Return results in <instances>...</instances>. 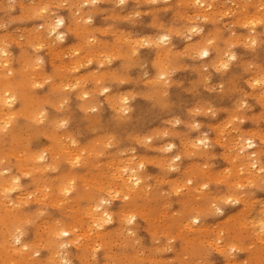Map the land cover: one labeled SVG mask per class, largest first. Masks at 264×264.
<instances>
[{
  "label": "rangeland",
  "instance_id": "1",
  "mask_svg": "<svg viewBox=\"0 0 264 264\" xmlns=\"http://www.w3.org/2000/svg\"><path fill=\"white\" fill-rule=\"evenodd\" d=\"M34 1H36V2H34ZM39 1H40V3L42 1H44V2L46 1L49 4H51V2L52 3L54 2L55 4L56 3L59 4L60 3L59 1H61L60 4H62V5L68 4L67 7L54 8L55 10L51 9L49 12V15H52L53 13H55V14H58V16L60 18L65 19L66 26H64V31L67 33V35L65 36L64 41L53 43V42H50V40L44 38L45 37L44 31L41 30V28L40 29L37 28V27H40L39 21L29 17L28 13L30 12V10H32L33 6L38 5L37 2H39ZM39 1H37V0H12V2L16 5V7L9 9L8 5H9L10 0H0V24L6 25V27L0 28V35L6 33L5 36H7V37L9 36L8 39H7V37L5 38L4 35L0 36V38H2V39H0L1 43L3 40V43H2V45H0V47H2L4 50H6L7 53L9 54V55H7L8 57L6 56L8 59L7 58L5 59L4 56H0V58H1L0 59L1 60L0 61V74L2 72H6V70L9 68H11L13 71L12 74L8 73V72H6V74L2 73L0 75V82H2V84H5L6 78L11 79L13 89L10 93V97L11 98L13 97V101H14V103L10 106L11 109L10 108L6 109V115L0 116V123H1L0 126L2 129L5 130V131L4 130L0 131V161H3V163H0V170L2 169V171H5L4 169L12 168V169H10V176L12 177L14 175L13 177H15V176L19 175L20 180H21L20 188H18L15 192L9 193V199L5 200L3 197H0V264H19V263L20 264H39V263L40 264H47V263L48 264L49 263L50 264H56V262L59 259L57 253L60 251L63 252L64 257L67 258L71 262V264H106V263L107 264H145V263L146 264H176V263L177 264H191L192 261H198L200 259L201 255H202V250L204 248H206V246H208V245H212L213 248L216 249L215 251H213L212 255L210 257H208V259L211 261V264H224L225 257L221 253L224 251V248L228 247L230 242H235L237 244V247H238V250L232 254L233 264H244L245 261H248V264H261V261L264 260V243H262L260 241L258 236L254 235L253 232L249 231L250 226H251L250 225L251 220L247 219V218L253 217V216L255 217L256 215L259 214L258 209L256 208V205L260 201H264V191H261L259 189V187L253 188L251 185H248L249 179L254 181L253 183H256L259 180V174H258V170H257L256 176L250 175V170L248 171L249 168H246L247 167V156H245L243 153H240V155L243 154V157H242V155H241V157H239L240 156L239 151L237 152L238 144L242 142L240 139L238 140L237 138H239L241 136L251 137L253 135V133L256 135V137L258 136V134H260L259 136H261V128H259L261 125V121L259 119H256L254 121L252 119V117L258 118L260 115V112L264 111V108H262L261 105L259 104L258 98L252 97L251 93L253 92V90L248 87L247 78H250V76H254L257 73H259L261 70V65H264V58H263L264 57V29H263L264 23L257 22L254 24L256 26L249 24V26H247V27L245 25L250 22L248 16H250V18H254L252 16H258L257 21H260L259 18L261 20L264 19V16H263L264 11H263V15H261L262 10H264V6L261 5V2L264 3V0H262V1L260 0V2H259V0H255V1L254 0L253 1L252 0H247V1L246 0L245 1L240 0L242 2H239V0H235V1H233V0H223V1L222 0H216V2L214 1V7L212 10L206 9L204 11L202 9L195 8V4L192 3L193 0H190V1L189 0H158V4L160 5V7L150 6L148 4L149 1H147V0H133V1L132 0H127V1L125 0L126 2L123 6H119V4L117 3L118 0H113L114 2L112 0H98L99 5L102 9L99 7L95 11L92 12L93 14L91 13V17H92L91 24H85L84 23V20H86L88 17H87V15H85L83 13V10L77 9V11H81V13L83 15V20H80L81 18L79 16L77 17L75 15V12H73L74 10H73V8H71V5L69 6V4H72V3L73 4L81 3V1H79V0H77V1L76 0H63V1L62 0H59V1L58 0H48V1L47 0H42V1L39 0ZM202 1H203V3H201V4H207L209 2V0H207V1L202 0ZM20 2H22V3L20 4ZM31 2L32 3L34 2V3L32 4ZM221 2H223V4ZM238 2L240 4H238ZM40 3H39V5H40ZM186 3H188V4H186ZM231 3L233 6L232 8H231ZM243 3H245V4H243ZM26 4L28 5V7H25V6H27ZM42 4H43V2H42ZM145 4H147V5H145ZM237 4L239 7L237 6ZM241 4H243L245 6H242ZM246 4H247V6H246ZM21 5H24V6L21 8ZM29 5H31V7ZM222 5H225V6H222ZM147 6H149V8ZM217 6L220 8V10ZM227 6H230V7L227 8ZM259 6H262V7H259ZM224 7L227 9H230V10L233 9V11H235V12L231 11V13H230L229 10L226 9L227 13L229 12L228 13L229 15H227ZM240 7L241 8L244 7L243 8L244 10L242 9L243 10L242 11L240 9ZM192 8H193V10H192ZM68 9H70V10H68ZM143 9H145V10H143ZM238 9H239V12L236 11ZM195 10H196V12L199 11L200 14H202L206 11L204 14V18L202 15L194 12ZM240 10H241V12H240ZM124 11H126V13ZM136 11L140 12V15H141V16L139 15L140 17L133 15ZM210 11H212V12H210ZM104 12L107 14H105ZM132 12H133V14H132ZM208 12H209V15H208ZM222 12H224V16L222 15ZM12 13L16 14L15 19L17 21L12 18ZM21 13H23L24 16L21 15ZM73 13H74V16H73ZM142 13H143V15H142ZM189 13H190V15H189ZM206 13H207V15H206ZM18 14H20V15H18ZM127 14H129V15H127ZM245 14L247 15V16H244V17H247L246 21H249L246 24H245L246 21L242 20V19H245L243 17V15H245ZM122 15H123V17H122ZM195 15H197V16H195ZM109 16H110V18H109ZM126 16L132 17L131 21H129V19H127ZM205 16H206V18H205ZM196 17H199V24L201 27H203L204 29L208 28L207 30H205V33H204L205 36H207L209 33H212L214 35L218 33L219 36L222 37V39L218 42L221 50H224L228 47H231L233 53L237 56V61H234L232 63V65H230V68L227 72L218 73L215 71L214 68H209L210 79H211L210 83H211V85L213 83L212 87H213V89H215V91H209L206 87L203 86L201 72H202L203 67L205 65L203 64V62L201 60L192 58L195 55L194 49L191 50V48H190V50L192 52L194 51L193 53L190 52L189 54L183 55V56L178 55V54L184 52V50H185L184 48L186 46H187L186 48L189 47V41L183 39L180 36H176L175 33H172L171 38H170V42L167 45H161L159 47L153 46V45H156V44H154L155 39L163 31V29L160 27V25H163L165 28L180 27L184 24L191 22V20L193 18H196ZM241 17H243V18H241ZM77 18H79V19H77ZM201 18H202V20H201ZM236 18H239V19H236ZM77 20H80V21L76 22ZM154 20L156 22V26H153ZM250 20L255 21L256 19H250ZM18 21L21 23H19ZM148 21H150V22H148ZM240 21H242V22L244 21V22L242 23ZM225 22H228V23H225ZM236 22H238V23H236ZM38 24H39V26H38ZM221 24L222 25L224 24V26H222ZM238 24H240V25H238ZM243 24H245L244 25L245 27H243ZM35 25H37L36 26L37 30L34 29ZM16 26L19 29H17ZM70 26H71V28L73 26V28H72V30L68 31ZM87 26H88V28H87ZM106 26L109 29L106 28ZM29 27L32 28L31 29L32 34L28 33V32H30L28 30ZM13 28H15V29H13ZM103 28L109 30V34H108V31H98L99 29H103ZM91 29H92V31H91ZM26 30H28V31H26ZM84 30H86V31H84ZM250 30H252V32ZM8 31H10V32H8ZM21 31L22 32L24 31L23 33H26V34H22ZM37 31H39V32H37ZM113 31H115L116 34ZM120 31H122V32H120ZM103 32H105L107 34H105ZM110 32H113L114 34H112V36H111ZM127 32H129V34H127ZM231 32H232V34H230ZM150 33H153V34H150ZM74 34H76V35H74ZM136 34L138 36L140 34L139 39H138V36H136ZM229 34L231 35V37ZM241 34H243L242 37H241ZM142 35H143V37H146V38H142ZM145 35H150V38L148 36H145ZM246 35H247V37H246ZM27 36L29 38H27ZM32 36L33 37L36 36V37L33 39ZM107 36H109V37H107ZM120 36H123L124 39H123V37H120ZM133 36L135 38H133ZM152 36H154V37L152 38ZM3 37L5 38V40L3 39ZM15 37L16 38L18 37L19 39H15ZM31 37L33 40L31 39ZM42 37L44 39H42ZM119 37H120L121 41H120ZM125 37H127V38H125ZM228 37H229V40L234 37L231 40L232 43H230L231 41L229 42ZM37 38H39V40H36ZM40 38L45 41V44H43L44 41H41ZM103 38H105V39H103ZM151 38H152V40H151ZM195 38L196 37H193V39H195ZM245 38H251V39H250V41H248L249 39L245 40ZM88 39H90L93 42H90ZM125 39H126V41H125ZM16 40H18L20 47H19L18 43H17L18 45L16 44ZM35 40L37 42H35ZM114 40L119 41V42H116V41L114 42ZM143 40H145V41H143ZM147 40H149V41H147ZM225 40H227V44L224 43ZM233 40L236 42H233ZM242 40L244 41V43ZM253 40H255V42H256L254 46L251 44V41H253ZM20 41L22 43H20ZM23 41H25V42H23ZM39 41H41L42 43ZM48 41H49V43H48ZM87 41L89 43H87ZM138 41L144 42V45L141 46V44L137 43ZM72 42H73V44H72ZM122 42H125V43H122ZM37 43L39 45L43 44V45H45V46L47 45V46L46 47L45 46L39 47V45ZM145 43L146 44L148 43L147 44L148 47H146L147 45ZM32 44H34V45L36 44L37 46H35V47H38V48H35ZM242 44H243V46H242ZM26 45H27V47H26ZM40 48H42V49L37 52V50ZM76 48H78V49H76ZM51 49H52V51H51ZM65 49L69 50L68 53ZM169 49H171V50H169ZM54 50H55V52H54ZM63 50L66 51V52L64 51L66 54L62 52ZM73 50H75L74 52H76V55L73 52ZM136 50H137L136 53H138V54H136L134 52ZM177 50H178V52H177ZM257 50H259V51L257 52ZM57 51H59V52H57ZM98 51L101 53H99ZM166 51H169V52H166ZM24 52L27 54H25ZM60 52H62V53H60ZM95 52L96 53L98 52V53L96 54ZM159 52H162V53H160V55H159ZM164 52H165V54H164ZM114 53H116V54H114ZM214 53H215V50L213 52V58L215 57ZM14 54H15L16 58L14 57ZM56 54H58L59 56H60V54H62L61 55L62 60H61V57H59ZM63 54H65V55H63ZM87 54H89L90 59L87 57L88 56ZM100 54H102V55L100 56ZM107 54L108 55L110 54V55L108 56ZM190 54H192V55H190ZM67 55L69 58L67 57ZM164 55H165V57H164ZM9 56H11V57H9ZM38 56L42 60L43 64L40 63L39 67L37 68V65H36L37 63L34 62V60L36 61V58ZM52 56L54 57V60H53ZM99 56H100V58H98ZM63 57H65V58H63ZM84 57L91 60L92 63L91 64L86 63L88 60L86 59V62H85ZM157 57L159 58V60ZM18 58L21 60H17ZM28 58H29V60H27ZM67 58L70 60H68ZM58 59H59V61H58ZM77 59L82 61V63L85 62V64H81V62ZM6 60H8V61H6ZM23 60L26 62H24ZM3 61L8 62V64L6 65V63ZM56 61L60 62V65L62 66V68L60 65L57 66L59 63ZM1 62H3V63H1ZM52 62H53V64H52ZM65 62L67 64H65ZM69 62H70L69 67H71V69L68 67ZM74 62H76L75 66H73ZM25 63H27L28 65L30 64L29 66L31 68L28 65H26ZM34 63H35V65H34ZM98 63L101 65H99ZM160 63L162 65L160 67H157V65H160ZM208 63L211 64V60H209ZM1 64H5V65L1 66ZM76 64H78V65H76ZM164 64H166V66ZM141 65H142V67H141ZM248 65H253V67L249 68L248 71H245L244 69ZM25 66H27V67H25ZM116 66H118V68ZM163 66L166 67V71H165L166 77H165V79H162L163 80V82H162V80L158 81L157 77H160V75H161L160 70ZM33 67H35V68H33ZM73 68L75 69V71H73ZM172 68H174L175 70L172 71L171 70ZM68 69H70V70H68ZM93 69L96 71V73H95V71L92 72ZM163 70H165V69L162 68L161 71L163 72ZM238 70H240V71H238ZM117 72H122V73L127 74V81L125 82V84L119 83L113 79V73H117ZM240 72H243V73H240ZM93 73H95L96 75ZM104 73H106V74L104 75ZM130 73H131V75H130ZM168 73H170V74H168ZM30 74H32L33 76ZM29 75L32 77H35V78H30ZM41 75H43L42 76L43 80L41 79L39 81V78H41ZM81 75H83L84 77H82ZM143 75H144V77H143ZM80 76L82 77V79L80 78ZM17 77H19V78H17ZM46 77L49 78V80H47ZM75 77L77 78V80L74 79ZM100 77H102V78L100 79ZM156 78H157V80H155ZM33 79H35V84H34ZM36 79H38V81ZM68 80L71 81V83H69V84H72V85L73 84L75 85L76 84L75 82H77L79 80V82L82 83V84L80 83V85H81L80 87L82 89L87 88L90 92H92V94L94 96L98 95L96 90L98 89L99 84H101V83L108 84L110 87V92H111V101L113 99L119 98L120 96L122 97L121 94H123L125 97L129 98L128 106H129L130 110L127 113V118L124 120L119 119V117L122 114L118 111V109H116L118 107L116 106V104L113 103V101H115V100H113L111 103H108L107 99H105L99 105L98 111L95 113V115L91 114L88 111H85L86 106L81 107L80 105H78V102H79L78 101V94H79V92L75 89L67 88L69 84L66 83V81L69 82ZM147 80L149 82H147ZM61 81H63L64 83ZM36 82H37V84H39V85L42 84V85L40 87H34V85H36ZM39 82H41V83H39ZM61 83L65 84L64 87L65 86L66 87L62 89ZM55 84H57V85H55ZM221 84L224 85V91L223 92L220 91ZM120 85H122V86L120 87ZM140 87H142V88H140ZM245 87H246V89H245ZM46 88H47V90H46ZM169 89H170V93H169ZM115 90H117V91H115ZM181 90H183V91H181ZM245 90H247L246 92L249 93V95L247 96V103L249 104V107L247 109V116L244 120V124L239 125V132H237L236 130L233 131V130L227 129L225 127V124L227 121H229V118L232 114L233 109L237 106V102H238L241 94L244 93ZM185 91L188 93H186ZM199 91H200V93H199ZM209 93L211 94V97H210ZM214 93H216V95ZM169 94H171V96H169ZM61 95H63L64 98L67 99V101H68V103L64 104L62 108L60 107V104L62 102L60 99ZM193 96H194V98H193ZM20 97H22V98L19 99ZM31 98H33V99H31ZM167 98H170V99H167ZM216 99H217V101H216ZM24 100H26V103ZM182 100H183L184 104H183ZM186 100L188 102H186ZM58 101H60V102H58ZM21 103H22V105H21ZM174 103L177 106H175ZM185 103H186V105H185ZM211 103H212V105H211ZM213 103H214V105H213ZM27 104H29V105L27 106ZM52 104H54L55 107ZM203 105H209V106L213 107L214 109H216L217 110L216 115L211 116V115L201 114L199 116H193L192 113H190L191 109H192L191 110V112H192L197 106H203ZM149 106H150V109H149ZM18 107H19V109H18ZM56 108H58L59 110ZM23 109H24V111H23ZM179 109L181 112L179 111ZM11 110H14V111H11ZM41 110H43L45 113L44 117H42V118L39 116V114H37V112L39 113V112H41ZM171 110L173 113L171 112ZM7 111H9V112H7ZM22 111L24 112V114ZM26 111L27 112L29 111L30 113L27 114ZM141 111L143 112V114ZM205 111H206V108H205ZM110 112H111L112 116L109 114ZM150 112H152L153 114ZM167 112H168V114H167ZM175 112H179V113H175ZM10 113H13V114H10ZM19 113H21V114H19ZM155 113L157 115V118H156ZM65 114H67V115H65ZM73 114H74V116H72ZM26 115H28V116H26ZM139 116H141V117H139ZM10 117L12 119L8 120ZM36 117L43 119V122L37 123ZM64 118L68 121V124H67L68 128L67 127L62 128V129L57 128L56 127V121L64 120ZM108 118H109V120H108ZM1 119L2 120L5 119L6 121L8 120L6 123L9 122V124L7 125V124H5V122L4 123L1 122L2 121ZM176 119L181 120V124L176 125L174 123H170V121H174ZM193 119L197 123H200V125H201V128L198 131L190 130L187 127V123ZM54 120H56V121H54ZM159 120H160V123H159ZM72 121L74 124L72 123ZM79 121H80V123H79ZM52 122H54V123H52ZM130 122H131V124H130ZM166 122H168V123H166ZM140 123L143 125H141ZM216 123H218V124H216ZM128 124H129V126H128ZM214 125H216V126H214ZM143 126H145V128ZM182 127H184V128L182 129ZM221 127H223V128H221ZM241 127L244 129H241ZM212 128H214V131ZM13 129H16V130H13ZM92 129H94V130H92ZM123 129L126 131H123ZM201 129H202V131H201ZM206 129H207V131H206ZM251 129L253 130V132H251L252 131ZM258 129H260V130H258ZM109 130H110V132H109ZM26 131H27V133H26ZM60 131H61V133H60ZM220 131L222 133L223 132L224 133L222 134ZM232 131H233V133H232ZM38 132H39V134H35ZM83 132H85V133L83 134ZM165 132L168 133L167 136H165L163 134ZM227 132H229L230 134L229 133L227 134ZM249 132H251V134H249ZM256 132H257V134H256ZM155 133H157V135H155ZM205 133H207L208 139L213 143L212 144L213 147L210 149V151H211V158L209 161L210 167H209V169L204 171L200 161L202 158H206V157H202L201 155L194 154L198 150L193 149L191 147V145L188 143V141H189V139H191V140H195L196 138L198 139L200 136H203ZM61 134H63V135H61ZM126 134H128V135H126ZM220 134H221V136H220ZM21 135L24 137L22 138ZM41 135H43V136H41ZM140 135H142V136H140ZM66 136L68 137V139ZM148 136H149V140L146 141L147 142L146 147L144 146L145 144L141 145L140 143L137 142L138 138H139V140H144V138H146V140H147ZM6 137L8 138V140ZM109 137L115 138L114 143H113L111 148L106 147L104 145L107 141V139L105 140V138H109ZM233 137H235V139ZM256 137L253 140L254 144L258 143L259 139H260L259 137H258L259 139ZM40 138H42L41 141H40ZM218 138H220V140ZM24 139L28 143H26L24 141ZM174 139L177 142H175ZM182 139H183V143H181ZM232 139L234 141H231ZM59 140H62V141H59ZM81 140H83V142ZM217 140H219L220 145L217 143ZM228 140L230 141L231 144L229 143ZM56 141L58 143L59 142L64 143V144L60 145V146H62V148L60 146L56 145L57 144ZM66 141L69 144L66 143ZM73 141H75L74 144H73ZM100 141H102V143H104V142L105 143L102 144ZM129 141H130V143H129ZM170 141L172 142V144L177 146L173 149V151L176 152L177 154H181V157H182L181 160L177 163V167L180 169V171H178V172H170V171L166 170V167H165L166 166L165 164H167L166 158L171 156L172 154L171 153H163V152L159 151V149L161 147L165 146L162 144L171 143ZM173 141H174V143H173ZM215 141H216V143H215ZM235 141L237 142V144ZM12 142L14 145L12 144ZM40 142H41L42 146L39 145ZM45 143H46V145H45ZM71 143L73 145H76L78 148H76V146L73 147V145ZM221 143H223L225 145H223ZM234 143H235V146L233 145V146L229 147L228 144L232 145ZM242 143H244V142H242ZM70 144L73 148H71ZM179 144L182 146V148ZM66 145H68L69 147ZM159 145H160V147H159ZM132 146H133V148H132ZM245 146H246V144H245ZM44 147H46V148L49 147V149L46 150V148H44ZM64 147H65V149H64ZM66 147H68L67 150L69 149L71 151V149H72L73 152H76L79 155H81L79 153L80 150H76V149H81V151L83 150L82 154L84 156L81 157L82 156L81 155L79 157V155L77 154L78 156H76V157H79V160H80L79 161V160H77V158H75L74 153L72 154V152H69V153H71L70 155H73V157H74L72 159L71 156L69 157V154L67 153L68 151L63 152V149L66 150ZM151 147H153V148H151ZM222 147L224 148V150ZM27 148H28V150H27ZM50 148H52V149L50 150ZM85 148H86V150L87 149H89V150L86 151ZM112 148H114V149H112ZM187 148H188V150H187ZM18 149H20V150H18ZM42 149H45V150H42ZM74 149L76 151H74ZM245 149H246L247 153H249V154L251 153V149H248L246 147H245ZM132 150H133V152H132ZM145 150L148 152V154H146L147 152ZM148 150H150V151H148ZM189 150H191V151H189ZM10 151H11V153H10ZM51 151H55V152L50 153ZM61 151L63 153H61ZM26 152H28V153H26ZM35 152L44 153L46 155V161L49 162V163H45L42 169H40L41 167H39L40 162L39 161L35 162L33 160ZM57 152H59L60 154H56ZM88 152H90V155H88L89 154ZM118 152L120 155H118ZM122 152H124L125 154ZM139 153H141L140 154L141 156L139 155ZM236 153H238L239 156ZM12 155L13 156L15 155L16 158H14L15 156L13 157ZM31 155H33V156H31ZM57 156L59 158H57ZM131 156H134V157H132V159H131ZM232 156L234 158L235 157L236 158L235 159L231 158ZM18 157H22L23 159L18 158ZM24 157H25V159H24ZM67 157L70 158V161L68 160L69 158H67ZM153 158H155V159H153ZM164 158H165V160H164ZM53 159L54 160L56 159V160L54 161ZM65 159L67 160V162ZM116 159H118V160H116ZM129 159H130V161H132V160L133 161L137 160L139 162L145 161L144 164L146 166V169L144 167V169L142 170V174L139 177L142 180L141 184H142L143 188L140 187L138 190H137V187H135L131 191L130 190L125 191V189L123 188V186L121 184L122 183L121 181H123L121 179L122 178L124 179V177L127 175L129 176L131 171L129 173H125V174H123L124 173L123 172L122 173L123 175H122L121 172L123 170L120 169L119 167H121V168L123 167V169L126 166L130 167L131 165H130ZM183 159H184V161H183ZM231 159H234V160H231ZM7 160H9V161L6 162ZM23 160H26V161H23ZM63 160H64V162H63ZM125 160H127V162H125ZM108 161L110 162L109 165H108V163L105 164ZM111 161H112V163H111ZM214 161H215V164H214ZM231 161H233V162L231 163ZM68 162H70V163H68ZM115 162H116L117 166L119 165V167H117L116 164H114ZM74 163L75 164L77 163V164L75 165ZM95 163H97V164H95ZM217 163H219V164H217ZM225 163L227 166L225 165ZM24 164H25V166H24ZM111 164L113 166H116V167L113 168V166ZM123 164H124V166H121ZM128 164H129V166H128ZM20 165L22 168L23 167L24 168L22 169L20 167ZM62 165H63V167H62ZM96 165L98 166V168ZM36 166L38 167L37 169H36ZM50 166L54 167L55 171H52ZM46 167L47 168L49 167L48 170H46L47 169ZM216 167H218V168H216ZM116 168H117V170L120 169L119 173L113 172V171H117ZM225 168H227V170ZM235 168H236V170H235ZM43 169H45V170H43ZM80 169H82V170H80ZM86 169H88V170H86ZM241 169L244 170L243 173L240 172ZM16 170H17V172H16ZM24 170H26L27 172ZM41 170H43V172ZM183 171L185 173H183ZM224 171H226V172H224ZM246 171H248V172H246ZM50 172H52V173H50ZM112 172L114 173L113 175H115V174L116 175L113 176L111 174ZM22 173H24L23 176L21 175ZM170 173H172V174H170ZM236 173H238V176L236 175ZM7 174H9V173H7ZM118 174L120 176V179H117L119 177ZM186 174L192 176L193 179H201V180L210 181L211 191L208 193V196L201 197L198 199V196L200 194L197 193L195 189H193L191 192H189L186 188H184V185L182 183V179H183L184 175H186ZM79 175H80V177H79ZM121 175L123 177H121ZM35 176L36 177L40 176V177H38V180H37V178ZM87 176H88V179H87ZM227 176H229V177H227ZM32 177L35 179V181H33L34 179L33 180L31 179ZM67 177H73L75 183L73 185V187H74L73 191H71L67 195H65L63 193V191L60 190V187L62 185H65L68 182ZM110 177L113 179H111ZM2 178L3 177H0V181L4 180L5 178L8 180V183L4 187L5 188H6V186L11 187L10 178H8L7 176L4 177V179H2ZM39 178H40V181H39ZM94 178H96V179L94 180ZM115 178H116V180H115ZM43 179H44V181H43ZM221 179H223V180H221ZM85 180L86 181L91 180V181H88V183H86ZM119 180H120V182H119ZM32 181H33V183H32ZM56 181H59V182L56 183ZM83 181H85V182H83ZM94 181L98 184L94 183ZM101 181H102V183H101ZM115 181H116V183H114ZM90 182H92L91 183L92 185H89ZM103 183H105V185ZM117 183L121 184L122 189L120 187H118V185H120V184H117ZM177 183L183 189V191L180 195H177V193L173 190V187L175 185H177ZM236 183L239 185L241 183H243V184H241L240 185L241 187L238 188ZM40 184H41L42 188L43 187L47 188V189L43 188L45 192L44 191H38L37 188H40V187H37V186H40ZM102 184L105 188L102 186ZM230 184H232V185H230ZM95 185H97L99 187V189ZM107 185H108V187H107ZM109 185H110V187H109ZM111 185H113V186H111ZM91 186H94V187H91ZM114 186H115V188H117L119 190L114 189ZM223 186L226 188H224ZM4 187L0 188V191H3L1 189H4ZM30 187H32V188H30ZM28 188L30 190H28ZM57 188H58V191H57ZM110 188L114 189L115 191H121L123 194H129L131 199H130V201H127V202L122 200L121 198L118 200L113 199L111 202L112 204H109L106 207L111 209L112 213L114 214L115 220L113 222H111V224L109 223V225L103 224V226L101 228L100 227L98 228L96 226V224L93 225L92 217H90V215L88 213V209L90 207H92L93 205H94L93 207H95L96 199L98 197H101V195L103 196V193L108 192ZM43 189H41V190H43ZM50 189H52V190H50ZM101 189L103 192L101 191ZM21 190L24 191L23 194H26L25 196L23 195L24 197H28V195H27V193L29 194L28 191L31 192V190H34V191H32V194H29V196H31V197L33 194H34V196L31 199H28V201H27L24 197L21 196V194H22V193H20ZM46 190H47V192H46ZM53 190H55V191L53 192ZM25 191H27V192L25 193ZM229 191L239 192L240 193L239 198L243 200V201H241L242 203H240L238 205L232 204L230 206H228V204H225L223 215H201L198 227H196V226L193 227L191 225L189 226V223L187 220L188 214H190L191 212H194V211L203 213V211L207 205L208 197H211L213 200H218L219 197L224 196ZM48 192L50 194H48ZM246 193H247V195H245ZM44 194L46 195L47 198L45 197ZM61 194L65 195V196H62ZM105 195H107V194H104V196ZM35 196L36 197L38 196V197L36 198ZM42 197H44V198H42ZM62 197H63V199H62ZM261 197H263V198H261ZM15 198L16 199L18 198V200L16 201ZM19 198H21L24 201L22 202L21 199H19ZM34 198H36V199H34ZM40 198H42L43 200ZM40 200L43 203L37 202ZM53 200L54 201L56 200V202H58V203L54 202ZM36 202H37V204H36ZM45 202H47V203H45ZM92 202H94V203L92 204ZM51 204H52V206H51ZM53 204L55 206L56 205L57 206L53 207L54 206ZM21 205H23V207ZM116 205H117V208H116ZM66 206L67 207L69 206L70 210H69V208L65 209ZM85 206H87V207H85ZM232 206H234V207H232ZM71 207H73V209ZM126 208H130V209L134 210L137 214V218H138L137 220L138 221L136 220L134 226H132V229H134V231L136 233L135 238L130 237V236H128V234H126L127 231H125V228H128L129 226L122 224V222L120 220L121 214ZM7 209L9 212L6 214ZM21 209H23V210H21ZM43 209L45 212L42 211ZM57 210H59V213ZM84 210H86V211H84ZM22 211H25V212H22ZM63 211H64V214L61 213ZM16 212H17V214H16ZM41 212H43V215H39V213H41ZM65 212H67L66 216H65ZM69 212H70V214H69ZM86 212L88 214H86ZM163 213H165V215ZM2 214H3V216H2ZM18 214L21 216V218H19L20 216H17L18 220H20V221H18L16 219V217H14ZM77 214L79 215V218H76V217H78ZM6 217L8 219L7 221H6ZM10 217H12V218H10ZM213 217H215L217 219H215ZM220 217L222 218V220ZM25 218H27L26 219L27 221H25ZM63 218L64 219L66 218V219L64 220ZM85 218H86V220H85ZM204 219H206V220H204ZM3 220H4V222H3ZM13 221H15L16 224H14ZM55 221H58V224H56L57 222H55ZM143 221H145V223ZM10 222L12 225L10 224ZM54 222H55V224H54ZM73 222H74V224H73ZM46 223H48V225ZM64 224H65V226H64ZM89 225L91 226L90 228H89ZM105 225H106V227H105ZM185 225L186 226L188 225V226L186 227ZM26 226H29V227H26ZM56 226H57V228H56ZM61 226L63 229L66 228L65 230H67V228H69V227H70L69 229H71L70 230L71 239L62 238V240L65 239L64 242L69 247V248L67 247V249L65 248L63 250L57 248L58 245L56 243V241L58 239H61V237H58L52 233L53 231H56V230L58 231L59 229H62ZM74 226H76L75 227L76 229L73 228ZM2 227H4V229ZM23 227H25L23 229V233H24L23 235H25V236L22 235L21 240L26 241L28 243L29 250H30L28 253L25 252L26 254H23L22 252H20L17 249V247L12 243V238H13V236L16 235V229L17 228H23ZM39 227L41 230L39 229ZM7 228H8V230H9V228H11L12 231L11 230L8 231ZM138 228H140V230H138ZM81 229H82V231H81ZM110 229H111V231H110ZM51 230H53V231H51ZM72 230H73V232H72ZM4 231H6V232H4ZM37 231H38V233H37ZM10 233L13 235H10ZM72 233L75 235H73ZM94 233H95V235H94ZM79 234H81V235L85 234V238H84V235L81 237ZM221 234H223V235H221ZM2 235L4 236V238ZM1 238H3V239L1 240ZM5 238L6 239L8 238L7 239L8 241ZM10 238H11V240H10ZM82 238H84V239H82ZM77 239H78V241H81V243L77 242L76 241ZM40 240H43V241L41 242ZM214 240H223L224 246L221 248H217L216 244L214 243ZM34 241H36L38 243L34 244L35 243ZM169 241H171L170 245H169ZM211 241H212V243H211ZM245 242H248V243L246 244ZM100 243H102V245ZM38 244H39V246L36 247ZM89 244H90V246H89ZM164 245L170 247L171 251H163V248L165 247ZM7 250L9 252L12 251L11 254ZM36 250L39 252L38 256L35 254L37 252ZM89 250H91V251L89 252ZM79 251H81V252H79ZM31 255H33V257ZM89 256H90V258H89ZM239 256H241V257H239ZM12 257H14V260ZM42 257H44V258H42ZM35 258L37 260H35ZM31 260L33 263L31 262Z\"/></svg>",
  "mask_w": 264,
  "mask_h": 264
},
{
  "label": "snow or ice",
  "instance_id": "2",
  "mask_svg": "<svg viewBox=\"0 0 264 264\" xmlns=\"http://www.w3.org/2000/svg\"><path fill=\"white\" fill-rule=\"evenodd\" d=\"M119 6H123L125 4V0H118ZM150 6L160 7L158 4V0H149ZM68 5H62V4H40L32 7V10L28 13L29 17L35 20H38L40 23L41 30L44 31V36L46 39L50 40L51 42H62L65 39V36L67 33L64 31V27L66 26V21L63 18H60L58 14L53 13L52 15H49V12L53 8L58 7H67ZM16 7V5L10 0L8 8L12 9ZM23 6H21L22 8ZM73 8L75 15L79 16L81 20H83V15L81 11H77V9L83 10V13L87 15V19L84 20L85 24H91L92 17L91 13L95 11L97 8L100 7L98 0H82L80 4H73L71 5ZM195 7L199 9H212L214 6L211 4H201L200 0H195ZM23 14V13H21ZM140 12L136 11L135 16H139ZM12 18H16V14L12 13ZM129 21H131L132 17H127ZM264 23V19L261 21H250L249 24L254 25L255 23ZM153 26H156V22L154 20ZM246 27L249 26L248 24L245 25ZM6 27L4 24H0V28ZM160 27L163 29L162 33L158 35L157 39L154 41L157 47L161 45H167L170 42L171 34L175 33L176 36H180L183 39L189 41V47L185 48L183 53H180L178 55H187L189 53V49L195 50V55L192 57L193 59H199L203 62L205 65L203 67V70L201 72L202 77V84L204 87H206L209 91H215V89L212 88L210 83V73L209 68H214L216 72H227L230 68V65L234 61H237V56L233 53L231 47H228L224 50H221L219 46V41L222 39V37L219 36V34H212L209 33L207 36L204 35L205 29L200 26L199 24V17H196L191 20V22L184 24L180 27H174V28H165L163 25H160ZM98 31H107V29H99ZM193 37H196V39H193ZM141 44V46L144 45V42H137ZM225 44H227V41H224ZM255 41H251V44L254 46ZM39 47H44L43 44L39 45ZM215 50V57L213 58V52ZM0 56H7V52L0 48ZM211 60V64L208 63V61ZM36 63L39 65L42 63L39 57L36 58ZM87 63L91 64L92 61L88 60ZM253 67V65H248L245 67V71H248L249 68ZM172 71L175 69L172 68ZM75 71V69H73ZM170 74V73H168ZM113 79L119 83H125L127 81V74L122 72L113 73ZM158 79H165V76H160ZM35 87H40L41 85L36 84ZM69 88L75 89L80 93L79 98L85 101L86 110L90 112L91 114L95 115V113L98 111L99 105L107 99L108 103H111V92L110 87L106 83L99 84L98 89L96 90L98 95H93L92 92H90L87 88H81L79 80L76 82L75 85L69 84ZM248 87L253 90L251 95L254 98H258V102L260 103L261 107L264 108V65H261V70L259 73H257L255 76H250L248 78ZM61 88L63 89V85H61ZM220 91H224V85L221 84ZM249 93L246 91L241 94L237 106L233 109L232 114L229 118V121L226 122L225 127L230 130H236L239 132V125L244 123V120L247 116V109L249 107V104L247 103V96ZM60 99L62 103L60 104V107L62 108L64 104L68 103L67 99L64 98L63 95L60 96ZM5 103H8L10 105V101H5ZM128 98L122 97L119 107V112L122 114L119 119L124 120L127 118V113L129 112L128 108ZM206 108V111H205ZM216 109L209 105H203L196 107L192 115L193 116H199L201 114L205 115H216ZM45 115L44 112H40V117L42 118ZM252 119L255 121L256 119H259L261 121V136L259 139V142L254 144L253 140L255 139V134L251 137L248 136H241L240 140L244 143L238 144V151L239 153H243L245 156H247V166L250 170V175L255 176L259 174V180L256 183H253L252 180H249V185H251L253 188L259 187L261 191H264V111L260 112L259 117H252ZM38 123H42L43 120L40 118H37ZM170 123H174L176 125L181 124V120L176 119L174 121H170ZM68 124V121L66 119L64 120H58L56 121V127L57 128H65ZM187 127L190 130L198 131L201 128L200 123H197L194 119L190 120L187 123ZM4 129H0L2 131ZM165 136L168 135L167 132L163 133ZM115 138L109 137L106 142V147L111 148L114 143ZM138 143L145 144V140H138ZM75 143V141H73ZM183 143V140L181 141ZM188 143L191 145L193 149L198 150L194 154L201 155V164L204 170L209 169L210 167V158H211V151L210 149L213 147L212 142L208 139L207 133H205L203 136H200L196 140L189 139ZM217 143H219V140H217ZM245 144L248 149H251V153H247L245 151ZM176 147V145L167 143L164 147L160 148L159 151L163 153H172L171 156L167 157V164H166V170L170 172H178L180 169L177 167V163L181 160V154H177L173 151V149ZM36 159L40 162L39 167H43L46 161V155L44 153H39L36 155ZM77 160H79V157H77ZM0 163H3L0 161ZM130 167H125L123 169L124 173H129L131 171V177L125 176V180L127 181V187L131 191L133 189V183L135 186H137V190L142 187L140 175L142 174V170L145 167L144 162L139 161H130ZM52 171H55L54 167H51ZM241 172L243 173V169H241ZM8 177L11 180V187L3 189V191H0V197H3L5 200L9 199V193L15 192L21 183L20 176L17 175L15 177H11L10 174H7L5 171H0V177ZM74 181H68L62 188V191L65 195H67L69 192L73 191V185ZM182 183L184 185V188H186L189 192H191L193 189L196 190L197 193L200 195L198 196V199L201 197L208 196V193L211 191L210 189V181L207 180H201V179H193L190 175H184L182 179ZM237 187H241L240 185H237ZM173 190L177 193V195H180L183 191V189L176 185L174 186ZM34 195V194H33ZM247 195V193L245 194ZM239 192H233L229 191L224 196L219 197L218 200H213L211 197H208L207 205L203 211L201 212H191L187 215V220L189 225L192 226H199L200 217L201 215H223L224 214V205H232V204H240L241 199ZM28 199H31V196L27 197ZM122 198L124 201H130L131 197L127 194H123L121 191H115L114 189H109L107 192V195L98 197L95 202V208L93 209V212L96 216H100V220L97 222V227H102L103 224L111 223L112 217L108 215V212L106 210V206L111 204L113 199H120ZM256 208L258 209V215L255 217H248L247 219L251 220V226L249 231L255 233L256 236L259 237L260 241L264 243V201H260ZM102 213V215H101ZM39 215H43V212L39 213ZM137 220V214L134 210L130 208H126L122 214H121V221L122 224L129 226L128 228H125V231H127L128 236L135 238L136 233L134 229H132V226H134L135 222ZM30 222V221H29ZM131 229V230H130ZM23 229L17 228L16 229V235L13 236L12 242L19 250L21 246L23 247V250H28V243L26 241L21 240V236L23 235ZM223 235V234H221ZM57 236L61 238H68L71 239L70 234L67 230L59 229L57 231ZM138 242V241H137ZM59 249L63 250L68 247V245L64 242L62 239H58L56 241ZM214 243L216 244L217 248H221L224 246L223 240H214ZM246 244L248 242H245ZM171 244V241H169V245ZM212 247V245L206 246L202 250V255L198 261H192L191 264H211V261L208 259L215 251ZM238 250L237 244L235 242H230L228 247L224 248V251L221 253L225 257L224 264H233L232 254L235 253ZM163 251H171V248L168 246H165L163 248ZM36 255H39V252H36ZM59 259L56 262V264H71V262L64 257L63 252L57 253ZM244 264H248V261H245ZM261 264H264V260L261 261Z\"/></svg>",
  "mask_w": 264,
  "mask_h": 264
},
{
  "label": "bare ground",
  "instance_id": "3",
  "mask_svg": "<svg viewBox=\"0 0 264 264\" xmlns=\"http://www.w3.org/2000/svg\"><path fill=\"white\" fill-rule=\"evenodd\" d=\"M37 1H39V0H37ZM41 1H42V0H41ZM47 1H48V0H47ZM58 1H59V0H58ZM58 1H57V2H58ZM62 1H63V0H62ZM76 1H77V0H76ZM79 1L82 2V0H79ZM112 1H113V0H112ZM126 1H127V0H126ZM126 1H125V2H126ZM132 1H133V0H132ZM147 1H149V0H147ZM189 1H190V0H189ZM189 1H188V2H189ZM204 1H205V0H204ZM206 1H207V0H206ZM214 1L216 2V0H209V2H208L207 4H211V5L214 6ZM222 1H223V0H222ZM233 1H235V0H233ZM244 1H245V0H244ZM244 1H243V2H244ZM246 1H247V0H246ZM252 1H253V0H252ZM252 1H251V2H252ZM254 1H255V0H254ZM261 1H262V0H261ZM34 2H36V1H34ZM34 2H33V3H34ZM42 2H43V4H44L46 1H45V2L42 1ZM42 2L40 3V1H39V2H37V3H38V5H39V3L42 4ZM59 2L61 3V1H59ZM109 2H110V1H109ZM109 2H108V3H109ZM113 2H114V1H113ZM182 2H183V1H182ZM200 2L203 3L202 0H200ZM230 2H231V1H230ZM239 2H242V1L239 0ZM239 2H238V4H240ZM259 2H260V0H259ZM21 3H22V2H20V4H21ZM31 3H32V2H31ZM33 3H32V4H33ZM46 3H47V2H46ZM53 3H54V2H53ZM53 3L51 2V4H53ZM60 3H59V4H60ZM75 3H76V2H75ZM77 3H78V2H77ZM117 3H118V2H117ZM178 3H179V2H178ZM190 3H191V2H190ZM192 3L195 4V0H193ZM221 3L223 4V2H221ZM227 3H228V2H227ZM234 3H235V2H234ZM18 4H19V3H18ZM48 4H49V3H48ZM54 4H55V3H54ZM56 4H57V3H56ZM72 4H73V3H72ZM72 4H69V6L72 5ZM79 4H80V3H79ZM148 4H149V3H148ZM160 4H161V3H160ZM186 4H188V3H186ZM224 4H225V3H224ZM229 4H230V3H229ZM235 4H236V3H235ZM238 4H237V6H238ZM243 4H245V3H243ZM243 4H241V5H242V6H245V5H243ZM26 5H27V4H26ZM35 5H36V4H35ZM67 5H68V4H67ZM145 5H147V4H145ZM220 5H221V4H220ZM259 5H260V4H259ZM261 5L264 6V3L261 2ZM21 6H24V5H21ZM29 6L31 7V5H29ZM32 6H33V5H32ZM140 6H141V5H140ZM142 6H143V5H142ZM192 6H193V5H192ZM222 6H225V5H222ZM246 6H247V4H246ZM25 7H28V5L25 6ZM147 7L149 8V6H147ZM217 7H218V6H217ZM228 7H230V6H227V8H228ZM232 7H233V6H232V3H231V8H232ZM238 7H239V6H238ZM259 7H262V6H259ZM19 8H20V7H19ZM58 8H59V7H58ZM71 8H72V7H71ZM100 8H101V7H100ZM132 8H133V7H132ZM195 8H197V7H195ZM218 8H219V7H218ZM218 8H217V9H218ZM224 8H225V7H224ZM224 8H223V9H224ZM227 8H225L226 13H227V10H229L230 13H231V11H232V12H235V11H233V9L230 10V9H227ZM234 8H235V7H234ZM243 8H244V7H243ZM243 8L240 7L241 10H242ZM257 8H258V7H257ZM53 9H54V8H53ZM101 9H102V8H101ZM108 9H109V8H108ZM110 9H111V8H110ZM135 9H136V8H135ZM197 9H199V8H197ZM212 9H213V8H212ZM212 9H210V10H212ZM223 9H222V10H223ZM226 9H227V10H226ZM236 9H237V8H236ZM258 9H259V8H258ZM258 9H257V10H258ZM54 10H55V9H54ZM68 10H70V9H68ZM143 10H145V9H143ZM154 10H155V9H154ZM192 10H193V8H192ZM204 10H206V9H203V11H204ZM219 10H220V8H219ZM241 10H240V12H241ZM243 10H244V9H243ZM243 10H242V11H243ZM30 11H31V10H30ZM58 11H59V10H58ZM107 11H108V10H107ZM119 11H120V10H119ZM128 11H129V10H128ZM146 11H147V10H146ZM146 11H145V12H146ZM200 11H201V10H200ZM207 11H208V10H207ZM223 11H224V10H223ZM236 11L239 12V9L236 10ZM258 11H259V10H258ZM263 11H264V10H262V13L260 12L261 15H263ZM73 12H74V11H73ZM124 12L126 13V11H124ZM141 12H142V11H141ZM194 12H196V10H195ZM198 12H199V11H198ZM198 12H196V13H197V14H200V12H199V13H198ZM205 12H206V11H205ZM205 12L202 13V14H200V15L203 16V18H204V14H205ZM210 12H212V11H210ZM229 12H228V13H229ZM253 12H254V11H253ZM52 13H53V12H52ZM71 13H72V12H71ZM98 13H99V12H98ZM101 13H102V12H101ZM104 13H105V12H104ZM130 13H131V12H130ZM143 13H144V12H143ZM143 13H142V15H143ZM147 13H148V12H147ZM167 13H168V12H167ZM169 13H170V12H169ZM220 13H221V12H220ZM226 13H225V14H226ZM228 13H227V15H229ZM236 13H237V12H236ZM257 13H258V12H257ZM260 13H259V14H260ZM59 14H60V13H59ZM66 14H67V13H66ZM92 14H93V13H92ZM105 14H107V13H105ZM122 14H123V13H122ZM132 14H133V12H132ZM193 14H194V13H193ZM193 14H192V15H193ZM254 14H255V13H254ZM254 14H253V15H254ZM18 15H20V14H18ZM21 15L24 16V14H21ZM108 15H109V14H108ZM111 15H112V14H111ZM111 15H110V16H111ZM127 15H129V14H127ZM133 15L135 16V13H134ZM161 15H162V14H161ZM187 15H188V14H187ZM189 15H190V13H189ZM206 15H207V13H206ZM208 15H209V12H208ZM222 15L224 16V12H222ZM73 16H74V13H73ZM93 16H94V15H93ZM110 16H109V18H110ZM140 16H141V15H140ZM140 16H139V17H140ZM162 16H163V15H162ZM195 16H197V15H195ZM202 16H201V17H202ZM234 16H235V15H234ZM244 16H247V15L245 14V15H243V17H244ZM263 16H264V15H263ZM263 16H262V17H263ZM77 17H78V16H77ZM106 17H107V16H106ZM115 17H116V16H115ZM122 17H123V15H122ZM181 17H182V16H181ZM207 17H208V16H207ZM226 17H227V16H226ZM243 17H241V18H243ZM248 17H249V21H251L250 19H256L255 21L258 20V16H252V17H254V18H250V16H248ZM64 18H65V17H64ZM85 18H86V17H85ZM126 18H127V16H126ZM149 18H150V17H149ZM160 18H161V17H160ZM189 18H190V17H189ZM205 18H206V16H205ZM233 18H234V17H233ZM244 18H245V19H242V20L246 21V18H247V17H244ZM77 19H79V18H77ZM193 19H194V18H193ZM236 19H239V18H236ZM15 20H16V19H15ZM30 20H31V19H30ZM80 20H81V19H80ZM80 20H77L76 22H78V21H80ZM101 20H102V19H101ZM201 20H202V18H201ZM231 20H232V19H231ZM259 20L261 21L260 18H259ZM16 21H17V20H16ZM27 21H28V20H27ZM27 21H26V22H27ZM122 21H123V20H122ZM138 21H139V20H138ZM189 21H190V20H189ZM224 21H225V20H224ZM227 21H228V20H227ZM234 21H235V20H234ZM244 21H243V22H244ZM249 21H246L245 24L248 23ZM252 21H253V20H252ZM18 22H19V21H18ZM139 22H140V21H139ZM148 22H150V21H148ZM151 22H152V21H151ZM240 22H242V21H240ZM240 22H239V23H240ZM243 22H242V23H243ZM19 23H21V22H19ZM113 23H114V22H113ZM200 23H201V22H200ZM221 23H222V22H221ZM225 23H228V22H225ZM225 23H224V24H225ZM236 23H238V22H236ZM109 24H110V23H109ZM141 24H142V23H141ZM160 24H161V23H160ZM182 24H183V23H182ZM224 24H223V25L221 24V25L224 26ZM245 24H243V27H245V26H244ZM105 25H106V24H105ZM115 25H116V24H115ZM219 25H220V24H219ZM238 25H240V24H238ZM248 25H249V23H248ZM36 26H37V25H35V28H34V29H36ZM38 26H39V24H38ZM99 26H100V25H99ZM203 26H204V25H203ZM253 26H256V25H253ZM62 27H64V26H62ZM68 27H69V26H68ZM116 27H117V26H116ZM150 27H151V26H150ZM206 27H207V26H206ZM206 27H205V28H206ZM16 28H17V26H16ZM37 28L40 29V27H37ZM70 28H71V26H70ZM70 28L68 29V31L72 30L73 26H72L71 29H70ZM76 28H77V27H76ZM87 28H88V26H87ZM106 28H108V27L106 26ZM118 28H119V27H118ZM226 28H227V27H226ZM262 28H263V27H262ZM13 29H15V28H13ZM17 29H19V28H17ZM31 29H32V28H30V27L28 28V30L30 31V32H28V33H31ZM93 29H94V28H93ZM103 29H104V28H103ZM108 29H109V28H108ZM121 29H122V28H121ZM152 29H153V28H152ZM207 29H208V28H207ZM207 29H205V30H207ZM263 29H264V28H263ZM22 30H23V29H22ZM28 30H26V31H28ZM36 30H37V29H36ZM36 30H35V31H36ZM82 30H83V29H82ZM153 30H154V29H153ZM239 30H240V29H239ZM241 30H242V29H241ZM259 30H260V29H259ZM84 31H86V30H84ZM91 31H92V29H91ZM107 31H108V34H109V30H107ZM122 31H123V30H122ZM122 31H120V32H122ZM126 31H127V30H126ZM235 31H236V30H235ZM250 31L252 32V30H250ZM253 31H254V30H253ZM8 32H10V31H8ZM21 32H22V31H21ZM23 32H24V31H23ZM23 32H22V34H26V33H23ZM32 32H33V31H32ZM37 32H39V31H37ZM113 32L116 34L115 31H113ZM113 32H110L111 36H112V34H114ZM211 32H212V31H211ZM244 32H245V31H244ZM251 32H250V33H251ZM77 33H78V32H77ZM103 33H105V32H103ZM233 33H234V32H233ZM259 33H260V32H259ZM5 34H6V33H5ZM5 34H2V35H0V36H3V35L5 36ZM31 34H32V33H31ZM31 34H30V35H31ZM33 34H34V33H33ZM96 34H97V33H96ZM105 34H107V33H105ZM117 34H118V33H117ZM127 34H129V32H127ZM150 34H153V33H150ZM158 34H159V33H158ZM222 34H223V33H222ZM230 34H232V32H231ZM230 34H229V35H230ZM238 34H239V33H238ZM244 34H245V33H244ZM7 35H8V34H7ZM10 35H11V34H10ZM74 35H76V34H74ZM242 35H243V34H241V37H242ZM23 36H24V35H23ZM23 36H22V37H23ZM116 36H117V35H116ZM136 36H138V35L136 34ZM139 36H140V34H139ZM139 36H138V39H139ZM145 36H148V37L150 38V35H145ZM172 36H173V35H172ZM225 36H226V35H225ZM238 36H239V35H238ZM238 36H237V37H238ZM6 37H7V36H5V38H6ZM13 37H14V36H13ZM32 37H33V36H32ZM32 37H31V39H32ZM35 37H36V36H35ZM35 37H33V39H34ZM40 37H41V36H40ZM89 37H90V36H89ZM91 37H92V36H91ZM98 37H99V36H98ZM107 37H109V36H107ZM120 37H123V36H120ZM120 37H119V39H120ZM128 37H129V36H128ZM148 37H147V38H148ZM153 37H154V36H152V38H153ZM155 37H156V36H155ZM230 37H231V35H230ZM246 37H247V35H246ZM5 38L3 37L4 40H5ZM8 38H9V36L7 37V39H8ZM27 38H29V37L27 36ZM44 38H45V37H44ZM44 38L42 37V39H44ZM125 38H127V37H125ZM129 38H130V37H129ZM133 38H135V37L133 36ZM142 38H146V37H143V35H142ZM142 38H141V39H142ZM152 38H151V40H152ZM233 38H234V37H233ZM233 38H232V39H233ZM252 38H253V37H252ZM0 39H2V38H0ZM15 39H19V38H18V37H17V38L15 37ZM24 39H25V38H24ZM33 39H32V40H33ZM40 39H41V38H40ZM42 39H41V41H44V40H42ZM72 39H73V38H72ZM103 39H105V38H103ZM123 39H124V37H123ZM130 39H131V38H130ZM130 39H129V40H130ZM156 39H157V38H156ZM156 39H155V40H156ZM195 39H196V38H195ZM232 39L229 40V37H228L229 42H230ZM242 39H243V38H242ZM248 39H249V40H248ZM250 39H251V38H245V40H248V41H250ZM36 40H39V38H37ZM36 40H35V42H37ZM64 40H65V39H64ZM64 40H63V41H64ZM75 40H76V39H75ZM88 40H89L90 42H93V41H91L90 39H88ZM110 40H111V39H110ZM117 40H118V39H117ZM136 40H137V39H136ZM234 40H235V39H234ZM234 40H233V42H236V41H234ZM6 41H7V40H6ZM10 41H11V40H10ZM25 41H26V40H25ZM25 41H23V42H25ZM41 41H39V42H41ZM115 41H116V40H114V42H115ZM120 41H121V39H120ZM125 41H126V39H125ZM130 41H131V40H130ZM132 41H133V40H132ZM143 41H145V40H143ZM147 41H149V40H147ZM225 41H227V40H225ZM240 41H241V40H240ZM240 41H239V42H240ZM242 41H243V40H242ZM254 41H255V40H254ZM14 42H15V41H14ZM39 42H38V43H39ZM50 42H51V41H50ZM116 42H119V41H116ZM139 42H140V41H139ZM229 42H228V43H229ZM0 43H1V42H0ZM2 43H3V40H2ZM2 43H1L0 45H2ZM17 43H18V40H16V44H17ZM20 43H22V42L20 41ZM29 43H30V42H29ZM33 43H34V42H33ZM38 43H37V44H38ZM41 43H42V42H41ZM48 43H49V41H48ZM48 43H47V44H48ZM87 43H89V42L87 41ZM122 43H125V42H122ZM230 43H232V41H231ZM243 43H244V41H243ZM248 43H249V42H248ZM5 44H6V43H5ZM18 44H19V43H18ZM18 44H17V45H18ZM23 44H24V43H23ZM23 44H22V45H23ZM26 44H27V43H26ZM30 44H31V43H30ZM39 44H40V43H39ZM39 44H38V45H39ZM43 44H45V41L43 42ZM52 44H53V43H52ZM72 44H73V42H72ZM145 44H146V43H145ZM147 44H148V43H147ZM147 44H146V45H147ZM154 44H155V43H154ZM22 45H21V46H22ZM32 45H33L34 47L37 46L36 44H35V45L32 44ZM149 45H150V44H149ZM185 45H186V44H185ZM30 46H31V45H30ZM44 46H45V45H44ZM46 46H47V45H46ZM46 46H45V47H46ZM153 46H156V45H153ZM242 46H243V44H242ZM251 46H252V45H251ZM19 47H20V44H19ZM19 47H18V48H19ZM26 47H27V45H26ZM28 47H29V46H28ZM65 47H66V46H65ZM67 47H68V46H67ZM69 47H70V46H69ZM140 47H141V46H140ZM146 47H148V45H147ZM178 47H179V46H178ZM182 47H183V46H182ZM186 47H187V46H186ZM186 47H185V48H186ZM0 48H2V47H0ZM8 48H9V47H8ZM32 48H33V47H32ZM35 48H38V47H35ZM133 48H134V47H133ZM185 48H184V49H185ZM41 49H42V48L38 49L37 52L40 51ZM44 49H45V48H44ZM76 49H78V48H76ZM151 49H152V48H151ZM178 49H179V48H178ZM181 49H182V48H181ZM241 49H242V48H241ZM20 50H21V49H20ZM34 50H35V49H34ZM48 50H49V49H48ZM65 50H66V49H65ZM65 50H63L62 52L65 53V52L67 51V53H68L69 50H68V49H67L66 51H65ZM71 50H72V49H71ZM134 50H135V49H134ZM169 50H171V49H169ZM179 50H180V49H179ZM189 50H190V49H189ZM191 50H192V49H191ZM191 50L189 51V53L192 52ZM5 51H6V50H5ZM51 51H52V49H51ZM59 51H60V50H59ZM59 51H57V52H59ZM64 51H65V52H64ZM74 51H75V50H73V52H74ZM258 51H259V50H257V52H258ZM6 52H7V51H6ZM21 52H22V51H21ZM26 52H27V51H26ZM34 52H35V51H34ZM45 52H46V51H45ZM47 52H48V51H47ZM54 52H55V50H54ZM62 52H60V53H62ZM77 52H78V51H77ZM98 52H99V51H98ZM98 52H97V53H98ZM106 52H107V51H106ZM106 52H105V53H106ZM112 52H113V51H112ZM134 52L136 53L137 50L134 51ZM134 52H133V53H134ZM154 52H155V51H154ZM157 52H158V51H157ZM166 52H169V51H166ZM172 52H173V51H172ZM177 52H178V50H177ZM193 52H194V51H193ZM193 52H192V53H193ZM24 53H25V52H24ZM70 53H71V52H70ZM70 53H69V54H70ZM74 53H75V55H76V52H74ZM74 53H73V54H74ZM95 53H96V52H95ZM95 53H94V54H95ZM97 53H96V54H97ZM99 53H101V52H99ZM103 53H104V52H103ZM103 53H102V54H103ZM160 53H162V52H159V55H160ZM189 53H188V54H189ZM247 53H248V52H247ZM10 54H11V53H10ZM12 54H13V53H12ZM25 54H27V53H25ZM36 54H37V53H36ZM52 54H53V53H52ZM65 54H66V53H65ZM65 54H63V55H65ZM73 54H72V55H73ZM89 54H90V53H89ZM89 54H87V55H88V56H87L88 58H89ZM102 54H100V56H101ZM114 54H116V53H114ZM136 54H138V53H136ZM164 54H165V52H164ZM166 54H167V53H166ZM194 54H195V53H194ZM214 54H215V53H214ZM7 55H9V54L7 53ZM28 55H29V54H28ZM56 55H58V54H56ZM61 55H62V54H60V56H59V55H58V56L61 57V60H62V56H61ZM85 55H86V54H85ZM107 55H108V54H107ZM109 55H110V54H109ZM109 55H108V56H109ZM190 55H192V54H190ZM261 55H262V54H261ZM12 56H13V55H12ZM26 56H27V55H26ZM82 56H83V55H82ZM95 56H96V55H95ZM95 56H94V57H95ZM100 56H99L98 58H100ZM111 56H112V55H111ZM114 56H115V55H114ZM162 56H163V55H162ZM182 56H183V55H182ZM7 57H8V56H7ZM7 57H5V59H6ZM9 57H11V56H9ZM14 57H15V54H14ZM38 57H39V56H38ZM52 57H53V56H52ZM67 57H68V55H67ZM96 57H97V56H96ZM96 57H95V58H96ZM112 57H113V56H112ZM148 57H149V56H148ZM151 57H152V56H151ZM164 57H165V55H164ZM15 58H16V57H15ZM29 58H30V57H29ZM29 58H28L27 60H29ZM63 58H65V57H63ZM68 58H69V57H68ZM68 58H67V59H68ZM84 58H85V57H84ZM84 58H83V59H84ZM88 58H85V59H84L85 62H86V59H87V60L90 59V58H89V59H88ZM141 58H142V57H141ZM157 58H158V57H157ZM183 58H184V57H183ZM263 58H264V57H263ZM0 59H1V58H0ZM7 59H8V58H7ZM25 59H26V58H25ZM25 59H24V60H25ZM79 59H80V58H79ZM79 59H77V60H79ZM81 59H82V58H81ZM101 59H102V58H101ZM104 59H105V58H104ZM107 59H108V58H107ZM151 59H152V58H151ZM189 59H190V58H189ZM17 60H21V59L18 58ZM24 60H23V61H24ZM40 60H41V59H40ZM50 60H51V59H50ZM53 60H54V57H53ZM68 60H70V59H68ZM105 60H106V59H105ZM143 60H144V59H143ZM149 60H150V59H149ZM158 60H159V58H158ZM158 60H157V61H158ZM0 61H1V60H0ZM6 61H8V60H6ZM23 61H22V62H23ZM41 61H42V60H41ZM58 61H59V59H58ZM58 61H56V62H58ZM75 61H76V60H75ZM79 61H80V60H79ZM96 61H97V60H96ZM118 61H119V60H118ZM155 61H156V60H155ZM194 61H195V60H194ZM248 61H249V60H248ZM3 62H5V61H3ZM3 62H1V63H3ZM9 62H10V61H9ZM14 62H15V61H14ZM24 62H26V61H24ZM34 62H36V61L34 60ZM50 62H51V61H50ZM61 62H62V61H61ZM76 62H77V61H76ZM76 62L73 63V64H74L73 66H75V63H76ZM80 62H81V64H85V62H84V63H82V61H80ZM101 62H102V61H101ZM145 62H146V61H145ZM191 62H192V61H191ZM250 62H251V61H250ZM5 63H6V65L8 64V62H5ZM58 63H59L58 65L56 64L57 66L60 65V62H58ZM62 63H63V62H62ZM62 63H61V64H62ZM78 63H79V62H78ZM86 63H87V62H86ZM108 63H109V62H108ZM150 63H151V62H150ZM150 63H149V64H150ZM259 63H260V62H259ZM25 64L28 65L27 63H25ZM42 64H43V63H42ZM52 64H53V62H52ZM65 64H67V63L65 62ZM88 64H89V63H88ZM98 64H99V63H98ZM98 64H97V65H98ZM109 64H110V63H109ZM4 65H5V64H1V66H4ZM29 65H30V64H29ZM29 65H28V66H29ZM31 65H32V64H31ZM34 65H35V63H34ZM36 65H37V64H36ZM76 65H78V64H76ZM99 65H101V64H99ZM161 65H162V64L160 63V65H157V67H160ZM164 65L166 66V64H164ZM256 65H257V64H256ZM54 66H55V65H54ZM60 66H61V65H60ZM69 66H70V62H69L68 67H69ZM71 66H72V65H71ZM73 66H72V67H73ZM94 66H95V65H94ZM165 66L162 67V68L165 69V70H163V72L161 71L162 68H161V70L158 68V69L160 70V72H161V75H160V76L163 75V76L166 77V72H165V71H166V67H165ZM25 67H27V66H25ZM25 67H24V68H25ZM29 67H30V66H29ZM35 67H36V66H35ZM35 67H33V68H35ZM38 67H39V65H37V68H38ZM66 67H67V66H66ZM95 67H96V66H95ZM113 67H114V66H113ZM116 67L118 68V66H116ZM141 67H142V65H141ZM12 68H13V67H12ZM30 68H31V67H30ZM58 68H59V67H58ZM61 68H62V66H61ZM69 68L71 69V67H69ZM75 68H76V67H75ZM59 69H60V68H59ZM70 69H68V70H70ZM73 69H74V68H73ZM154 69H155V68H154ZM239 69H240V68H239ZM254 69H255V68H254ZM49 70H50V69H49ZM61 70H62V69H61ZM66 70H67V69H66ZM135 70H136V69H135ZM152 70H153V69H152ZM232 70H233V69H232ZM236 70H237V69H236ZM256 70H257V69H256ZM93 71H95V70L93 69L92 72H93ZM138 71H139V70H138ZM141 71H142V70H141ZM238 71H240V70H238ZM241 71H242V70H241ZM6 72L12 74L13 71H12L11 68H9V69L6 70ZM6 72H2V73H3V74H6ZM45 72H46V71H45ZM160 72H159V73H160ZM2 73H1V74H2ZM47 73H48V72H47ZM95 73H96V71H95ZM95 73H93V74H95ZM188 73H189V72H188ZM240 73H243V72H240ZM1 74H0V75H1ZM86 74H87V73H86ZM100 74H101V73H100ZM105 74H106V73H104V75H105ZM141 74H142V73H141ZM175 74H176V73H175ZM233 74H234V73H233ZM30 75H32V74H30ZM30 75H29V76H30ZM34 75H35V74H34ZM95 75H96V74H95ZM104 75H103V76H104ZM130 75H131V73H130ZM6 76H7V75H6ZM18 76H19V75H18ZM26 76H27V75H26ZM32 76H33V75H32ZM32 76H30V78H35V77H32ZM42 76H43V75H41V78H39V81L42 79ZM81 76L84 77L83 75H81ZM81 76H80V78L82 79ZM93 76H94V75H93ZM137 76H138V75H137ZM137 76H136V77H137ZM156 76H157V75H156ZM175 76H176V75H175ZM175 76H174V77H175ZM189 76H190V75H189ZM254 76H255V75H254ZM19 77H20V76H19ZM19 77H17V78H19ZM37 77H38V76H37ZM132 77H133V76H132ZM143 77H144V75H143ZM174 77H173V78H174ZM178 77H179V76H178ZM186 77H187V76H186ZM215 77H216V76H215ZM17 78H16V79H17ZM22 78H23V77H22ZM44 78H45V77H44ZM46 78H47V77H46ZM101 78H102V77H100V79H101ZM157 78H158V77H157ZM157 78H156L155 80H157ZM179 78H180V77H179ZM70 79H71V78H70ZM74 79L77 80L76 77H75ZM33 80H34V84H35V79H33ZM36 80L38 81V79H36ZM42 80H43V79H42ZM45 80H46V79H45ZM47 80H49V78H47ZM47 80H46V81H47ZM71 80H72V79H71ZM79 80H80V79H79ZM159 80H161V79H158V81H159ZM181 80H182V79H181ZM181 80H180V81H181ZM210 80H211V79H210ZM247 80H248V78H247ZM19 81H20V80H19ZM68 81H69V80H68ZM97 81H98V80H97ZM97 81H96V82H97ZM152 81H153V80H152ZM158 81H157V82H158ZM41 82H42V81H41ZM41 82H39V83H41ZM61 82H63V81H61ZM73 82H74V81H73ZM147 82H149V81L147 80ZM150 82H151V81H150ZM162 82H163V80H162ZM247 82H248V81H247ZM42 83H43V82H42ZM63 83H64V82H63ZM63 83H61V85H62ZM66 83L69 84V83H71V81H69V82L66 81ZM75 83H76V82H75ZM80 83H81V82H80ZM83 83H84V82H83ZM98 83H99V82H98ZM152 83H153V82H152ZM159 83H160V82H159ZM214 83H215V82H214ZM218 83H219V82H218ZM218 83H217V84H218ZM22 84H23V83H22ZM36 84H37V82H36ZM81 84H82V83H81ZM124 84H125V83H124ZM188 84H189V83H188ZM4 85H5V86H4ZM40 85H42V84H40ZM55 85H57V84H55ZM58 85H59V84H58ZM64 85H65V84H63V88L66 87V86L64 87ZM73 85H74V84H73ZM212 85H213V83H212ZM212 85H211V86H212ZM59 86H60V85H59ZM80 86H81V85H80ZM92 86H93V85H92ZM115 86H116V85H115ZM121 86H122V85H120V87H121ZM2 87H3V88H2ZM34 87H35V86H34ZM67 88H69V87H67ZM136 88H137V87H136ZM140 88H142V87H140ZM203 88H204V87H203ZM212 88H213V87H212ZM12 89H13V85H12V81H11L10 78H6V82H5V84H2V82H0V116H4V115H6V109L10 108V106L14 103V101H13V97H12V98L10 97V93H11ZM70 89H71V88H70ZM137 89H138V88H137ZM245 89H246V87H245ZM37 90H38V89H37ZM46 90H47V88H46ZM118 90H119V89H118ZM129 90H130V89H129ZM134 90H135V89H134ZM197 90H198V89H197ZM237 90H238V89H237ZM115 91H117V90H115ZM120 91H121V90H120ZM127 91H128V90H127ZM181 91H183V90H181ZM205 91H206V90H205ZM245 91H247V90H245ZM37 92H38V91H37ZM185 92H186V91H185ZM250 92H251V91H250ZM120 93H121V92H120ZM169 93H170V89H169ZM186 93H188V92H186ZM199 93H200V91H199ZM201 93H202V92H201ZM114 94H115V93H114ZM196 94H197V93H196ZM209 94H210V93H209ZM214 94L216 95V93H214ZM73 95H74V94H73ZM121 95H122V97H125L123 94H121ZM192 95H193V94H192ZM194 95H195V94H194ZM79 96H80V93L78 94V101H79V102H78V105H80L81 107H82V106H85V101L82 100V99H80ZM169 96H171V94H169ZM203 96H204V95H203ZM236 96H237V95H236ZM122 97L120 96V97L117 98V99H113V100H115V101L112 100L113 103L116 104V106L118 107V108H116V109H118V111H119L120 102H121V98H122ZM176 97H177V96H176ZM178 97H179V96H178ZM210 97H211V94H210ZM252 97H253V96H252ZM21 98H22V97H20L19 99H21ZM127 98H128V97H127ZM182 98H183V97H182ZM193 98H194V96H193ZM199 98H200V97H199ZM31 99H33V98H31ZM167 99H170V98H167ZM206 99H207V98H206ZM36 100H37V99H36ZM133 100H134V99H133ZM196 100H197V99H196ZM231 100H232V99H231ZM235 100H236V99H235ZM5 101H10V102H11L10 105H9L8 103H5ZM19 101H20V100H19ZM24 101H25V103H26V100H24ZM128 101H129V98H128ZM194 101H195V100H194ZM214 101H215V100H214ZM216 101H217V99H216ZM219 101H220V100H219ZM227 101H228V100H227ZM58 102H60V101H58ZM58 102H57V103H58ZM132 102H133V101H132ZM170 102H171V101H170ZM182 102H183V100H182ZM186 102H188V101L186 100ZM211 102H212V101H211ZM23 103H24V102H23ZM27 103H28V102H27ZM54 103H55V102H54ZM61 103H62V102H61ZM105 103H106V102H105ZM130 103H131V102H130ZM177 103H178V102H177ZM221 103H222V102H221ZM228 103H229V102H228ZM16 104H17V103H16ZM183 104H184V102H183ZM183 104H182V105H183ZM226 104H227V103H226ZM259 104H260V103H259ZM21 105H22V103H21ZM28 105H29V104H27V106H28ZM38 105H39V104H38ZM52 105H54V104H52ZM129 105H130V104H129ZM174 105H175V103H174ZM185 105H186V103H185ZM211 105H212V103H211ZM213 105H214V103H213ZM218 105H219V104H218ZM231 105H232V104H231ZM116 106H115V107H116ZM127 106H128V105H127ZM175 106H177V105H175ZM183 106H184V105H183ZM222 106H223V105H222ZM54 107H55V105H54ZM131 107H132V106H131ZM190 107H191V106H190ZM195 107H196V106H195ZM197 107H198V106H197ZM253 107H254V106H253ZM257 107H258V106H257ZM257 107H256V108H257ZM52 108H53V107H52ZM77 108H78V107H77ZM110 108H111V107H110ZM128 108H129V106H128ZM132 108H133V107H132ZM147 108H148V107H147ZM147 108H146V109H147ZM172 108H173V107H172ZM186 108H187V107H186ZM193 108H194V107H193ZM10 109H11V108H10ZM18 109H19V107H18ZM29 109H30V108H29ZM49 109H50V108H49ZM56 109H58V108H56ZM71 109H72V108H71ZM78 109H79V108H78ZM149 109H150V106H149ZM177 109H178V108H177ZM189 109H190V108H189ZM51 110H52V109H51ZM58 110H59V109H58ZM64 110H65V109H64ZM79 110H80V109H79ZM79 110H78V111H79ZM113 110H114V109H113ZM191 110H192V109H191ZM191 110H190V113L193 112V111L191 112ZM260 110H261V109H260ZM11 111H14V110H11ZM11 111H10V112H11ZM23 111H24V109H23ZM23 111H22V112H23ZM36 111H37V110H36ZM41 111H43V110H41ZM53 111H54V110H53ZM71 111H72V110H71ZM85 111H87V110H85ZM151 111H152V110H151ZM167 111H168V110H167ZM169 111H170V110H169ZM179 111H180V109H179ZM258 111H259V110H258ZM7 112H9V111H7ZM26 112H27V111H26ZM43 112H44V111H43ZM54 112H55V111H54ZM112 112H113V111H112ZM141 112H142V111H141ZM171 112H172V110H171ZM180 112H181V111H180ZM13 113H14V112H13ZM13 113H10V114H13ZM17 113H18V112H17ZM28 113H30V112L28 111L27 114H28ZM49 113H50V112H49ZM55 113H56V112H55ZM113 113H114V112H113ZM131 113H132V112H131ZM150 113H152V112H150ZM164 113H165V112H164ZM172 113H173V112H172ZM175 113H179V112H175ZM183 113H184V112H183ZM252 113H253V112H252ZM19 114H21V113H19ZM23 114H24V112H23ZM34 114H35V113H34ZM37 114H39V116H40V112H39V113L37 112ZM75 114H76V113H75ZM109 114L111 115V112H110ZM142 114H143V112H142ZM145 114H146V113H145ZM147 114H148V113H147ZM152 114H153V113H152ZM159 114H160V113H159ZM167 114H168V112H167ZM223 114H224V113H223ZM14 115H15V114H14ZM57 115H58V114H57ZM61 115H62V114H61ZM65 115H67V114H65ZM110 115H109V116H110ZM148 115H149V114H148ZM155 115H156V113H155ZM165 115H166V114H165ZM175 115H176V114H175ZM26 116H28V115H26ZM26 116H25V117H26ZM72 116H74V114H73ZM76 116H77V115H76ZM84 116H85V115H84ZM100 116H101V115H100ZM111 116H112V115H111ZM142 116H143V115H142ZM153 116H154V115H153ZM159 116H160V115H159ZM43 117H44V116H43ZM135 117H136V116H135ZM139 117H141V116H139ZM148 117H149V116H148ZM151 117H152V116H151ZM220 117H221V116H220ZM28 118H29V117H28ZM36 118H37V117H36ZM74 118H75V117H74ZM132 118H133V117H132ZM136 118H137V117H136ZM156 118H157V115H156ZM180 118H181V117H180ZM198 118H199V117H198ZM10 119H12V118L10 117L8 120H10ZM34 119H35V118H34ZM64 119H65V118H64ZM191 119H192V118H191ZM1 120H2V119H1ZM8 120H7V121H8ZM35 120H36V119H35ZM42 120H43V119H42ZM74 120H75V119H74ZM108 120H109V118H108ZM7 121H6L5 119H3L1 122H3V123L5 122V124L8 125L9 122L6 123ZM54 121H56V120H54ZM100 121H101V120H100ZM151 121H152V120H151ZM155 121H156V120H155ZM217 121H218V120H217ZM83 122H84V121H83ZM107 122H108V121H107ZM164 122H165V121H164ZM202 122H203V121H202ZM208 122H209V121H208ZM214 122H215V121H214ZM214 122H213V123H214ZM219 122H220V121H219ZM219 122H218V123H219ZM21 123H22V122H21ZM37 123H38V122H37ZM52 123H54V122H52ZM72 123H73V121H72ZM79 123H80V121H79ZM79 123H78V124H79ZM103 123H104V122H103ZM143 123H144V122H143ZM159 123H160V120H159ZM166 123H168V122H166ZM218 123H216V124H218ZM249 123H250V122H249ZM24 124H25V123H24ZM35 124H36V123H35ZM73 124H74V123H73ZM106 124H107V123H106ZM130 124H131V122H130ZM140 124H141V123H140ZM222 124H223V123H222ZM224 124H225V123H224ZM243 124H244V123H243ZM0 125H1V123H0ZM50 125H51V124H50ZM141 125H143V124H141ZM144 125H145V124H144ZM161 125H162V124H161ZM51 126H52V125H51ZM128 126H129V124H128ZM157 126H158V125H157ZM165 126H166V125H165ZM185 126H186V125H185ZM214 126H216V125H214ZM66 127H67V126H66ZM66 127H65V128H66ZM131 127H132V126H131ZM143 127L145 128V126H143ZM0 128H1V126H0ZM17 128H18V127H17ZM17 128H16V129H17ZM67 128H68V127H67ZM74 128H75V127H74ZM81 128H82V127H81ZM89 128H90V127H89ZM89 128H88V129H89ZM104 128H105V127H104ZM137 128H138V127H137ZM151 128H152V127H151ZM179 128H180V127H179ZM183 128H184V127H182V129H183ZM221 128H223V127H221ZM252 128H253V127H252ZM259 128H260V127H259ZM1 129H2V128H1ZM5 129H6V128H5ZM16 129H13V130H16ZM38 129H39V128H38ZM71 129H72V128H71ZM146 129H147V128H146ZM203 129H204V128H203ZM212 129H213V131H214V128H212ZM224 129H225V128H224ZM224 129H223V130H224ZM227 129H228V128H227ZM227 129H226V130H227ZM241 129H244V128L241 127ZM82 130H83V129H82ZM92 130H94V129H92ZM120 130H121V129H120ZM120 130H119V131H120ZM131 130H132V129H131ZM142 130H143V129H142ZM144 130H145V129H144ZM160 130H161V129H160ZM160 130H159V131H160ZM251 130H252V129H251ZM258 130H260V129H258ZM258 130H257V131H258ZM4 131H5V130H4ZM86 131H87V130H86ZM111 131H112V130H111ZM123 131H126V130L123 129ZM164 131H165V130H164ZM201 131H202V129H201ZM206 131H207V129H206ZM209 131H210V130H209ZM224 131H225V130H224ZM228 131H229V130H228ZM233 131H234V130H233ZM233 131H232V133H233ZM247 131H248V130H247ZM12 132H13V131H12ZM32 132H33V131H32ZM39 132H40V131H39ZM39 132H38V133H35V134H39ZM67 132H68V131H67ZM88 132H89V131H88ZM93 132H94V131H93ZM109 132H110V130H109ZM121 132H122V131H121ZM143 132H144V131H143ZM160 132H161V131H160ZM220 132H221V131H220ZM229 132H230V131H229ZM229 132H227V134H228ZM251 132H253V130H252ZM251 132H249V134H251ZM26 133H27V131H26ZM60 133H61V131H60ZM65 133H66V132H65ZM65 133H64V134H65ZM84 133H85V132H83V134H84ZM218 133H219V132H218ZM221 133H222V132H221ZM223 133H224V132H223ZM223 133H222V134H223ZM8 134H9V133H8ZM10 134H11V133H10ZM13 134H14V133H13ZM40 134H41V133H40ZM100 134H101V133H100ZM128 134H129V133H128ZM128 134H126V135H128ZM195 134H196V133H195ZM229 134H230V133H229ZM256 134H257V132H256ZM18 135H19V134H18ZM61 135H63V134H61ZM61 135H60V136H61ZM65 135H66V134H65ZM65 135H64V136H65ZM90 135H91V134H90ZM92 135H93V134H92ZM119 135H120V134H119ZM123 135H124V134H123ZM126 135H125V136H126ZM145 135H146V134H145ZM155 135H157V133H155ZM192 135H193V134H192ZM209 135H210V134H209ZM236 135H237V134H236ZM259 135H260V134H258L257 137H256V135H255V137H256V138H258V137L260 138ZM15 136H16V135H15ZM21 136H22V135H21ZM26 136H27V135H26ZM41 136H43V135H41ZM45 136H46V135H45ZM67 136H68V135H67ZM67 136H66V137H67ZM100 136H101V135H100ZM140 136H142V135H140ZM194 136H195V135H194ZM220 136H221V134H220ZM237 136H238V135H237ZM250 136H251V135H250ZM9 137H10V136H9ZM12 137H13V136H12ZM23 137H24V136H22V138H23ZM62 137H63V136H62ZM62 137H61V138H62ZM138 137H139V136H138ZM138 137H137V138H138ZM152 137H153V136H152ZM211 137H212V136H211ZM231 137H232V136H231ZM235 137H236V136H235ZM235 137H233V138L235 139ZM248 137H249V136H248ZM6 138H7V137H6ZM28 138H29V137H28ZM30 138H31V137H30ZM38 138H39V137H38ZM44 138H45V137H44ZM49 138H50V137H49ZM125 138H126V137H125ZM140 138H141V137H140ZM143 138H144V137H143ZM143 138H142V139H143ZM150 138H151V137H150ZM215 138H216V137H215ZM228 138H229V137H228ZM259 138H258V139H259ZM11 139H12V138H11ZM18 139H19V138H18ZM58 139H59V138H58ZM58 139H57V140H58ZM63 139H64V138H63ZM65 139H66V138H65ZM67 139H68V137H67ZM80 139H81V138H80ZM106 139H108V138H105V140H106ZM196 139H197V138H196ZM196 139H195V140H196ZM216 139H217V138H216ZM216 139H215V140H216ZM218 139L220 140V138H218ZM230 139H231V138H230ZM230 139H229V140H230ZM237 139L239 140L240 137L237 138ZM237 139H236V140H237ZM7 140H8V138H7ZM33 140H34V139H33ZM36 140H37V139H36ZM41 140H42V138H40V141H41ZM49 140H50V139H49ZM72 140H73V139H72ZM87 140H88V139H87ZM138 140H139V138H138ZM144 140H145V141H148V140H149V136L147 137V140H146V138H144ZM164 140H165V139H164ZM169 140H170V139H169ZM174 140H175V139H174ZM178 140H179V139H178ZM182 140H183V139H182ZM229 140H228V141H229ZM238 140H237V141H238ZM15 141H16V140H15ZM18 141H19V140H18ZM24 141H25V139H24ZM59 141H62V140H59ZM81 141L83 142V140H81ZM95 141H96V140H95ZM223 141H224V140H223ZM231 141H234V140L232 139ZM25 142H26V141H25ZM25 142H24V143H25ZM38 142H39V141H38ZM56 142H57V141H56ZM70 142H71V141H70ZM85 142H86V141H85ZM100 142L102 143V141H100ZM103 142H104V141H103ZM106 142H107V141H106ZM127 142H128V141H127ZM170 142H171V141H170ZM175 142H177V141L175 140ZM235 142H236V141H235ZM257 142H258V141H257ZM22 143H23V142H22ZM22 143H21V144H22ZM26 143H28V142H26ZM43 143H44V142H43ZM66 143H68V142L66 141ZM95 143H96V142H95ZM104 143H105V142H104ZM104 143H102V144H104ZM129 143H130V141H129ZM132 143H133V142H132ZM162 143H163V142H162ZM173 143H174V141H173ZM215 143H216V141H215ZM224 143H225V142H224ZM229 143H230V141H229ZM241 143H242V142H241ZM253 143H254V142H253ZM12 144H13V142H12ZM51 144H52V143H51ZM62 144H64V143H63V142H62V143H60V142L58 143V142H57L56 145L60 146V145H62ZM68 144H69V143H68ZM71 144H72V143H71ZM71 144H70V146H71ZM73 144H74V143H73ZM73 144H72V145H73ZM96 144H97V143H96ZM126 144H127V143H126ZM133 144H134V143H133ZM133 144H132V145H133ZM135 144H136V143H135ZM137 144H138V143H137ZM140 144H141V143H140ZM171 144H172V142H171ZM175 144H176V143H175ZM212 144H213V143H212ZM218 144H219V143H218ZM221 144H223V143H221ZM230 144H231V143H230ZM230 144H228L229 147H230V146H233V145L235 146V143L232 144V145H230ZM236 144H237V142H236ZM6 145H7V144H6ZM8 145H9V144H8ZM13 145H14V144H13ZM17 145H18V144H17ZM17 145H16V146H17ZM30 145H31V144H30ZM30 145H29V146H30ZM39 145H41V142H40ZM45 145H46V143H45ZM47 145H48V144H47ZM52 145H53V144H52ZM104 145H106V143H105ZM120 145H121V144H120ZM141 145H142V144H141ZM160 145H161V144H160ZM160 145H159V147H160ZM162 145H165V144H162ZM179 145H180V144H179ZM186 145H187V144H186ZM219 145H220V144H219ZM223 145H225V144H223ZM41 146H42V145H41ZM66 146H68V145H66ZM74 146H76V145H73V147H74ZM121 146H122V145H121ZM121 146H120V147H121ZM137 146H138V145H137ZM144 146L146 147V145H144ZM180 146H181V145H180ZM6 147H7V146H6ZM60 147L62 148V146H60ZM68 147H69V146H68ZM68 147H66V150H64V149H65V147H64L63 152H64V151H68L67 153L69 154V157L71 156L72 159H73V158H74L73 155H70L71 153H69V152H72V154L74 153L75 158H77L76 156H78L79 154L76 153V152H73L72 149H71V151H70L69 149L67 150ZM73 147L71 146V148H73ZM129 147H130V146H129ZM159 147H158V148H159ZM176 147H177V146H176ZM187 147H188V146H187ZM245 147H246V146H245ZM44 148H46V147H44ZM76 148H78V147L76 146ZM122 148H123V147H122ZM132 148H133V146H132ZM151 148H153V147H151ZM161 148H162V147H161ZM181 148H182V146H181ZM222 148H223V147H222ZM246 148H247V147H246ZM10 149H11V148H10ZM24 149H25V148H24ZM33 149H34V148H33ZM47 149H49V147H47L46 150H47ZM51 149H52V148H50V150H51ZM82 149H83V148H82ZM112 149H114V148H112ZM229 149H230V148H229ZM15 150H16V149H15ZM18 150H20V149H18ZM27 150H28V148H27ZM27 150H26V151H27ZM42 150H45V149H42ZM60 150H61V149H60ZM76 150H80L79 153H80L82 156L79 155V157H80V156H81V157L84 156V155L82 154L83 150H82V151H81V149H76ZM76 150L74 149V151H76ZM85 150H86V148H85ZM87 150H89V149H87ZM87 150H86V151H87ZM90 150H91V149H90ZM187 150H188V148H187ZM221 150H222V149H221ZM223 150H224V148H223ZM37 151H38V150H37ZM135 151H136V150H135ZM145 151H146V150H145ZM148 151H150V150H148ZM189 151H191V150H189ZM229 151H230V150H229ZM245 151H246V149H245ZM29 152H30V151H29ZM52 152L54 153L55 151H51L50 153H52ZM63 152L61 151V153H63ZM90 152H91V151H90ZM90 152H88V153H89L88 155H90ZM119 152H120V151H119ZM119 152H118V155H120ZM129 152H130V151H129ZM132 152H133V150H132ZM146 152H147V151H146ZM237 152H238V150H237ZM10 153H11V151H10ZM21 153H22V152H21ZM26 153H28V152H26ZM86 153H87V152H86ZM122 153H124V152H122ZM154 153H155V152H154ZM188 153H189V152H188ZM222 153H223V152H222ZM226 153H227V152H226ZM228 153H229V152H228ZM30 154H31V153H30ZM33 154H34V153H33ZM35 154L37 155V154H39V153L35 152ZM35 154H34L33 160L36 162V161H38V160L36 159V155H35ZM56 154H60V153L57 152ZM56 154H55V155H56ZM77 154H78V155H77ZM124 154H125V153H124ZM140 154H141V153H139V155H140ZM146 154H148V152H147ZM171 154H172V153H171ZM191 154H192V153H191ZM236 154L238 155V153H236ZM48 155H49V154H48ZM50 155H51V154H50ZM149 155H150V154H149ZM152 155H153V154H152ZM155 155H156V154H155ZM159 155H160V154H159ZM223 155H224V154H223ZM239 155H240V153H239ZM239 155H238V156H239ZM241 155H242V157H243V154H241ZM241 155H240L239 157H241ZM12 156H13V155H12ZM14 156H15V155H14ZM14 156H13V157H14ZM31 156H33V155H31ZM140 156H141V155H140ZM65 157H66V156H65ZM69 157H67V158H69ZM128 157H129V156H128ZM132 157H134V156H131V159H132ZM162 157H163V156H162ZM162 157H161V158H162ZM11 158H12V157H11ZM14 158H16V156H15ZM18 158H22V157H18ZM50 158H51V157H50ZM57 158H59V157L57 156ZM231 158H234V157L232 156ZM235 158H236V157H235ZM235 158H234V159H235ZM22 159H23V158H22ZM24 159H25V157H24ZM27 159H28V158H27ZM126 159H127V158H126ZM153 159H155V158H153ZM234 159H231V160H234ZM30 160H31V159H30ZM53 160H54V159H53ZM55 160H56V159H55ZM55 160H54V161H55ZM65 160H66V159H65ZM68 160L70 161V158H69ZM106 160H107V159H106ZM108 160H109V159H108ZM116 160H118V159H116ZM164 160H165V158H164ZM215 160H216V159H215ZM218 160H219V159H218ZM222 160H223V159H222ZM8 161H9V160H7L6 162H8ZM16 161H17V160H16ZM20 161H21V160H20ZM20 161H19V162H20ZM23 161H26V160H23ZM23 161H22V162H23ZM79 161H80V160H79ZM123 161H124V160H123ZM129 161H130V159H129ZM132 161H133V160H132ZM136 161H137V160H136ZM183 161H184V159H183ZM187 161H188V160H187ZM223 161H224V160H223ZM2 162H3V161H2ZM11 162H12V161H11ZM13 162H14V161H13ZM17 162H18V161H17ZM17 162H16V163H17ZM22 162H21V163H22ZM63 162H64V160H63ZM66 162H67V160H66ZM94 162H95V161H94ZM102 162H103V161H102ZM104 162H105V161H104ZM125 162H127V160H125ZM125 162H124V163H125ZM144 162H145V161H144ZM150 162H151V161H150ZM181 162H182V161H181ZM200 162H201V161H200ZM224 162H225V161H224ZM232 162H233V161H231V163H232ZM21 163H20V164H21ZM47 163H49V162H47ZM68 163H70V162H68ZM79 163H80V162H79ZM84 163H85V162H84ZM92 163H93V162H92ZM107 163H108V165H109L110 162L108 161V162H106L105 164H107ZM111 163H112V161H111ZM18 164H19V163H18ZM66 164H67V163H66ZM66 164H65V165H66ZM72 164H73V163H72ZM72 164H71V165H72ZM74 164H75V163H74ZM76 164H77V163H76ZM76 164H75V165H76ZM95 164H97V163H95ZM114 164H116V162H115ZM120 164H121V163H120ZM214 164H215V161H214ZM217 164H219V163H217ZM227 164H228V163H227ZM16 165H17V164H16ZM26 165H27V164H26ZM49 165H50V164H49ZM69 165H70V164H69ZM69 165H68V166H69ZM79 165H80V164H79ZM111 165H112V164H111ZM126 165H127V164H126ZM165 165H166V164H165ZM225 165H226V163H225ZM242 165H243V164H242ZM242 165H241V166H242ZM11 166H12V165H11ZM22 166H23V165H22ZM24 166H25V164H24ZM33 166H34V165H33ZM96 166H97V165H96ZM100 166H101V165H100ZM112 166H113V165H112ZM116 166H117V164H116ZM116 166H113V168L116 167ZM121 166H124V164L121 165ZM128 166H129V164H128ZM150 166H151V165H150ZM187 166H188V165H187ZM226 166H227V165H226ZM243 166H244V165H243ZM243 166H242V167H243ZM245 166H246V165H245ZM9 167H10V166H9ZM18 167H19V166H18ZM20 167H21V165H20ZM62 167H63V165H62ZM117 167H119V165H118ZM126 167H127V166H126ZM153 167H154V166H153ZM4 168H5V167H4ZM21 168H22V167H21ZM23 168H24V167H23ZM23 168H22V169H23ZM37 168H38V167L36 166V169H37ZM42 168H43V167H41L40 169H42ZM46 168H47V167H46ZM48 168H49V167H48ZM48 168H47L46 170H48ZM75 168H76V167H75ZM93 168H94V167H93ZM97 168H98V166H97ZM97 168H96V169H97ZM99 168H100V167H99ZM110 168H111V167H110ZM119 168L123 170V167H122V168L119 167ZM124 168H125V167H124ZM147 168H148V167H147ZM216 168H218V167H216ZM238 168H239V167H238ZM246 168H248V166H247ZM10 169H12V168H10ZM10 169H4V170H5L6 173H9V174H10ZM65 169H66V168H65ZM82 169H83V168H82ZM82 169H80V170H82ZM120 169H119V170H120ZM145 169H146V166H145ZM225 169L227 170V168H225ZM43 170H45V169H43ZM43 170H41V171L43 172ZM86 170H88V169H86ZM112 170H113V169H112ZM116 170H117V168H116ZM119 170H117V171H113V172L119 173ZM148 170H149V169H148ZM202 170H203V169H202ZM235 170H236V168H235ZM237 170H238V169H237ZM0 171H2V169H1ZM24 171H26V170H24ZM35 171H36V170H35ZM41 171H40V172H41ZM76 171H77V170H76ZM95 171H96V170H95ZM108 171H109V170H108ZM146 171H147V170H146ZM149 171H150V170H149ZM152 171H153V170H152ZM204 171H205V170H204ZM219 171H220V170H219ZM243 171H244V170H243ZM248 171H249V169H248ZM248 171H246V172H248ZM16 172H17V170H16ZM26 172H27V171H26ZM26 172H25V173H26ZM32 172H33V171H32ZM63 172H64V171H63ZM113 172L111 173L112 175L114 174ZM129 172H130V171H129ZM224 172H226V171H224ZM240 172H241V171H240ZM50 173H52V172H50ZM122 173H123V171L121 172V174H122ZM150 173H151V172H150ZM183 173H185V172L183 171ZM238 173H239V172H238ZM238 173H236L237 176H238ZM241 173H242V172H241ZM13 174H14V173H13ZM13 174H12V175H13ZM23 174H24V173H22L21 175L23 176ZM33 174H34V173H33ZM40 174H41V173H40ZM46 174H47V173H46ZM53 174H54V173H53ZM80 174H81V173H80ZM83 174H84V173H83ZM106 174H107V173H106ZM123 174H125V173H123ZM123 174H122V175H123ZM153 174H154V173H153ZM155 174H156V173H155ZM170 174H172V173H170ZM224 174H225V173H224ZM66 175H67V174H66ZM92 175H93V174H92ZM109 175H110V174H109ZM112 175H111V176H112ZM115 175H116V174H115ZM115 175H113V176H115ZM122 175H121V177H123ZM126 175H127V174H126ZM131 175H132V174L130 173L129 176H128V175H127V176H128V177H131ZM222 175H223V174H222ZM226 175H227V174H226ZM228 175H229V174H228ZM13 176H14V175H13ZM13 176H12V177H13ZM28 176H29V175H28ZM84 176H85V175H84ZM104 176H105V175H104ZM118 176H119V174H118ZM169 176H170V175H169ZM220 176H221V175H220ZM237 176H236V177H237ZM239 176H240V175H239ZM255 176H256V175H255ZM35 177H36V176H35ZM38 177H40V176H38ZM38 177H36L37 180H38ZM56 177H57V176H56ZM58 177H59V176H58ZM65 177H66V176H65ZM79 177H80V175H79ZM227 177H229V176H227ZM240 177H241V176H240ZM26 178H27V177H26ZM110 178H111V177H110ZM2 179H4V177H3ZM31 179L33 180L34 178L32 177ZM57 179H58V178H57ZM87 179H88V176H87ZM95 179H96V178H94V180H95ZM111 179H113V178H111ZM117 179H120V176H119ZM158 179H159V178H158ZM37 180H36V181H37ZM45 180H46V179H45ZM47 180H48V179H47ZM62 180H63V179H62ZM67 180H68V181H70V180H71V181H74V178H73V177H67ZM98 180H99V179H98ZM101 180H102V179H101ZM103 180H104V179H103ZM115 180H116V178H115ZM121 180H123V181H121V182H122L121 184H122L123 188L125 189V191H126V190L129 191V189H128V187H127V181L125 180V178H124V179L122 178ZM140 180H141V179H140ZM153 180H154V179H153ZM221 180H223V179H221ZM236 180H237V179H236ZM249 180H250V179H249ZM33 181H35V179H34ZM33 181H32V183H33ZM39 181H40V178H39ZM43 181H44V179H43ZM51 181H52V180H51ZM85 181H86V180H85ZM85 181H83V182H85ZM88 181H91V180H88ZM88 181H86V183H88ZM58 182H59V181H56V183H58ZM83 182H82V183H83ZM97 182H98V181H97ZM119 182H120V180H119ZM141 182H142V180H141ZM150 182H151V181H150ZM177 182H178V181H177ZM219 182H220V181H219ZM245 182H246V181H245ZM253 182H254V181H253ZM7 183H8V180H7L6 178H5L4 180H1V181H0V188H3ZM28 183H29V182H28ZM44 183H45V182H44ZM52 183H53V182H52ZM91 183H92V182H90L89 185H92ZM94 183H96V182L94 181ZM94 183H93V184H94ZM101 183H102V181H101ZM114 183H116V181H115ZM223 183H224V182H223ZM34 184H35V183H34ZM45 184H46V183H45ZM45 184H44V185H45ZM96 184H98V183H96ZM103 184L105 185V183H103ZM103 184H102V186H103ZM117 184H120V183H117ZM121 184L118 185V187H120V188L122 189ZM181 184H182V183H181ZM226 184H227V183H226ZM236 184H237V183H236ZM241 184H243V183H241ZM241 184H240V185H241ZM244 184H245V183H244ZM115 185H116V184H115ZM177 185H178V183H177ZM223 185H224V184H223ZM230 185H232V184H230ZM237 185H239V184H237ZM248 185H249V184H248ZM63 186H64V185H62V186L60 187V190H62ZM95 186H97V185H95ZM102 186H101V187H102ZM111 186H113V185H111ZM116 186H117V185H116ZM175 186H176V185H175ZM234 186H235V185H234ZM7 187H8V186H6V188H7ZM28 187H29V186H28ZM37 187H40L41 189L46 188V187H43V188H42L41 184H40V186H37ZM91 187H94V186H91ZM101 187H100V188H101ZM103 187H104V186H103ZM107 187H108V185H107ZM107 187H106V188H107ZM109 187H110V185H109ZM135 187H137V186H135V184L133 183V189H134ZM223 187H224V186H223ZM19 188H20V186H19ZM30 188H32V187H30ZM40 188H37L38 191H44V189L41 190ZM73 188H74V187H73ZM87 188H88V187H87ZM95 188H96V187H95ZM97 188L99 189L98 186H97ZM97 188H96V189H97ZM104 188H105V187H104ZM111 188H112V187H111ZM142 188H143V187H142ZM146 188H147V187H146ZM164 188H165V187H164ZM173 188H174V187H173ZM224 188H226V187H224ZM4 189H5V187H4ZM37 189H36V190H37ZM39 189H40V190H39ZM46 189H47V188H46ZM102 189H103V188H102ZM102 189H101V191H102ZM107 189H108V188H107ZM107 189H106V190H107ZM114 189H117V188H115V186H114ZM124 189H123V190H124ZM1 190H3V189H1ZM28 190H30V189L28 188ZM36 190H35V191H36ZM50 190H52V189H50ZM55 190H56V189H55ZM55 190H53V192H54ZM117 190H119V189H117ZM145 190H146V189H145ZM169 190H170V189H169ZM32 191H34V190H31V192L28 191L29 194H32ZM48 191H49V190H48ZM57 191H58V188H57ZM104 191H105V190H104ZM133 191H134V190H133ZM185 191H186V190H185ZM18 192H19V191H18ZM26 192H27V191H25V193H26ZM36 192H37V191H36ZM36 192H35V193H36ZM44 192H45V191H44ZM44 192H43V193H44ZM46 192H47V190H46ZM102 192H103V191H102ZM172 192H173V191H172ZM260 192H261V191H260ZM20 193H22V194H21L22 197H24V196L26 195V194H23V193H24L23 190H21ZM33 193H34V192H33ZM261 193H262V192H261ZM29 194L27 193L28 196H29ZM36 194H37V193H36ZM41 194H42V193H41ZM46 194H47V193H46ZM48 194H50V193L48 192ZM104 194H107V192H106V193H103V196H104ZM258 194H259V193H258ZM23 195H24V196H23ZM42 195H43V194H42ZM44 195H45V194H44ZM61 195H62V194H61ZM127 195H129V194H127ZM132 195H133V194H132ZM139 195H140V194H139ZM21 196H20V197H21ZM33 196H34V195H32V197H33ZM38 196H39V195H38ZM38 196H37V197H38ZM62 196H65V195H62ZM101 196H102V195H101ZM219 196H220V195H219ZM221 196H222V195H221ZM15 197H16V196H15ZM17 197H18V196H17ZM35 197H36V196H35ZM37 197H36V198H37ZM39 197H40V196H39ZM45 197H46V195H45ZM257 197H258V196H257ZM24 198L28 201V198H27V197H24ZM36 198H34V199H36ZM42 198H44V197H42ZM42 198H40V199H42ZM46 198H47V197H46ZM46 198H45V199H46ZM56 198H57V197H56ZM255 198H256V197H255ZM261 198H263V197H261ZM15 199H16V198H15ZM19 199H21V198H19ZM38 199H39V198H38ZM62 199H63V197H62ZM121 199H122V198H121ZM17 200H18V198L16 199V201H17ZM42 200H43V199H42ZM57 200H58V199H57ZM117 200H118V199H117ZM122 200H123V199H122ZM255 200H256V199H255ZM255 200H254V201H255ZM21 201L23 202L24 200L21 199ZM30 201H31V200H30ZM30 201H29V202H30ZM44 201H45V200H44ZM51 201H52V200H51ZM53 201H54V200H53ZM241 201H243V200L241 199ZM37 202L43 203L41 200H40V201H37ZM37 202H36V204H37ZM49 202H50V201H49ZM54 202H56V200H55ZM65 202H66V201H65ZM121 202H122V201H121ZM33 203H34V202H33ZM45 203H47V202H45ZM52 203H53V202H52ZM56 203H58V202H56ZM56 203H55V204H56ZM93 203H94V202H92V204H93ZM241 203H242V202H241ZM62 204H63V203H62ZM85 204H86V203H85ZM111 204H112V203H111ZM181 204H182V203H181ZM252 204H253V203H252ZM28 205H29V204H28ZM53 205H54V204H53ZM90 205H91V204H90ZM21 206L23 207V205H21ZM51 206H52V204H51ZM51 206H50V207H51ZM56 206H57V205H56ZM56 206L54 205L53 207H56ZM93 206H94V205H93ZM93 206L90 207V208L88 209V213H89L90 217H92L93 225H95V224L97 225V222L100 220V216H96V215H95V213L93 212V209H94L95 207H93ZM228 206H230V205H228ZM9 207H10V206H9ZM43 207H44V206H43ZM85 207H87V206H85ZM232 207H234V206H232ZM5 208H6V207H5ZM40 208H41V207H40ZM67 208H69V210H70V207H69V206H68V207L66 206L65 209H67ZM71 208L73 209V207H71ZM116 208H117V205H116ZM175 208H176V207H175ZM237 208H238V207H237ZM16 209H17V208H16ZM46 209H47V208H46ZM235 209H236V208H235ZM21 210H23V209H21ZM77 210H78V209H77ZM106 210H107V212H108V215L112 217V222H113V221L115 220V219H114V218H115V217H114V214L112 213L111 209H109L108 207H106ZM236 210H237V209H236ZM236 210H235V211H236ZM42 211H44V209H43ZM46 211H47V210H46ZM57 211H58V213H59V210H57ZM84 211H86V210H84ZM8 212H9V211H8V209H7L6 214H7ZM22 212H25V211H22ZM31 212H32V211H31ZM44 212H45V211H44ZM67 212H68V211H67ZM67 212H65V216H66V213H67ZM35 213H36V212H35ZM61 213L64 214V211L61 212ZM88 213L86 212V214H88ZM232 213H233V212H232ZM9 214H10V213H9ZM9 214H8V215H9ZM16 214H17V212H16ZM22 214H23V213H22ZM63 214H62V215H63ZM69 214H70V212H69ZM163 214L165 215V213H163ZM230 214H231V213H230ZM14 215H15V214H14ZM62 215H61V216H62ZM101 215H102V213H101ZM2 216H3V214H2ZM2 216H1V217H2ZM6 216H7V215H6ZM17 216H20V215L18 214V215H16V216H14V217H16V219L18 220V217H17ZM63 216H64V215H63ZM77 216H78V217H76V218H79V215H78V214H77ZM161 216H162V215H161ZM55 217H56V216H55ZM116 217H117V216H116ZM145 217H146V216H145ZM253 217H254V216H253ZM10 218H12V217H10ZM19 218H21V216H20ZM76 218H75V219H76ZM209 218H210V217H209ZM213 218H215V217H213ZM213 218H212V219H213ZM220 218H221V217H220ZM26 219H27V218H25V221H27ZM45 219H46V218H45ZM63 219H64V218H63ZM65 219H66V218H65ZM65 219H64V220H65ZM137 219H138V218H137ZM215 219H217V218H215ZM7 220H8V219H7V217H6V221H7ZM50 220H51V219H50ZM85 220H86V218H85ZM120 220H121V219H120ZM144 220H145V219H144ZM204 220H206V219H204ZM221 220H222V218H221ZM18 221H20V220H18ZM59 221H60V220H59ZM83 221H84V220H83ZM137 221H138V220H137ZM202 221H203V220H202ZM3 222H4V220H3ZM11 222H12V221H11ZM11 222H10V224H11ZM13 222H14V224H16L15 221H13ZM55 222H57L56 224H58V221H55ZM55 222H54V224H55ZM74 222H75V221H74ZM74 222H73V224H74ZM121 222H122V221H121ZM143 222L145 223V221H143ZM148 222H149V221H148ZM204 222H205V221H204ZM233 222H234V221H233ZM6 223H7V222H6ZM34 223H35V222H34ZM44 223H45V222H44ZM76 223H77V222H76ZM76 223H75V224H76ZM116 223H117V222H116ZM244 223H245V222H244ZM7 224H8V223H7ZM10 224H9V225H10ZM29 224H30V223H29ZM35 224H36V223H35ZM46 224L48 225V223H46ZM51 224H52V223H51ZM88 224H89V223H88ZM107 224L109 225V223H107ZM107 224H106V225H107ZM110 224H111V223H110ZM183 224H184V223H183ZM1 225H2V224H1ZM11 225H12V224H11ZM31 225H32V224H31ZM91 225H92V224H91ZM106 225H105V227H106ZM250 225H251V223H250ZM38 226H39V225H38ZM45 226H46V225H45ZM64 226H65V224H64ZM70 226H71V225H70ZM86 226H87V225H86ZM86 226H85V227H86ZM116 226H117V225H116ZM116 226H115V227H116ZM122 226H123V225H122ZM185 226H186V225H185ZM185 226H184V227H185ZM187 226H188V225H187ZM187 226H186V227H187ZM189 226H190V225H189ZM191 226H192V225H191ZM26 227H29V226H26ZM75 227H76V226H74L73 228H75ZM90 227H91V226L89 225V228H90ZM143 227H144V226H143ZM193 227H194V226H193ZM193 227H192V228H193ZM2 228L4 229V227H2ZM24 228H25V227H23L22 229H24ZM41 228H42V227H41ZM56 228H57V226H56ZM61 228H62V226H61ZM69 228H70V227H69ZM69 228H67V231H68L69 234H70V230H71V229H69ZM73 228H72V229H73ZM79 228H80V227H79ZM87 228H88V227H87ZM94 228H95V227H94ZM94 228H93V229H94ZM98 228H99V227H98ZM100 228H101V227H100ZM112 228H113V227H112ZM192 228H191V229H192ZM37 229H38V228H37ZM39 229H40V227H39ZM42 229H43V228H42ZM51 229H52V228H51ZM53 229H54V228H53ZM62 229H63V228H62ZM65 229H66V228H64V230H65ZM75 229H76V228H75ZM84 229H85V228H84ZM141 229H142V228H141ZM143 229H144V228H143ZM7 230H8V228H7ZM7 230H6V231H7ZM10 230H11V228H9L8 231H10ZM25 230H26V229H25ZM40 230H41V229H40ZM79 230H80V229H79ZM90 230H91V229H90ZM138 230H140V228H138ZM138 230H137V231H138ZM180 230H181V229H180ZM221 230H222V229H221ZM221 230H220V231H221ZM6 231H4V232H6ZM11 231H12V230H11ZM14 231H15V230H14ZM51 231H53V230H51ZM81 231H82V229H81ZM84 231H85V230H84ZM84 231H83V232H84ZM86 231H87V230H86ZM93 231H94V230H93ZM93 231H92V232H93ZM110 231H111V229H110ZM146 231H147V230H146ZM48 232H49V231H48ZM72 232H73V230H72ZM79 232H80V231H79ZM100 232H101V231H100ZM2 233H3V232H2ZM11 233H12V232H11ZM11 233H10V235H13V234H11ZM33 233H34V232H33ZM37 233H38V231H37ZM52 233H53L54 235L57 236V230H56V231H53ZM77 233H78V232H77ZM80 233H81V232H80ZM107 233H108V232H107ZM189 233H190V232H189ZM218 233H219V232H218ZM44 234H45V233H44ZM72 234H73V233H72ZM109 234H110V233H109ZM126 234H127V233H126ZM73 235H75V234H73ZM79 235H80L81 237L84 235V238H85V234H82V235L79 234ZM79 235H78V236H79ZM94 235H95V233H94ZM254 235H255V233H254ZM2 236H3V235H2ZM23 236H25V235H23ZM80 236H79V237H80ZM123 236H124V235H123ZM6 237H7V236H6ZM32 237H33V236H32ZM3 238H4V236H3ZM3 238H1V240H2ZM8 238H9V237H8ZM8 238H7V239H8ZM84 238H82V239H84ZM87 238H88V237H87ZM96 238H97V237H96ZM258 238H259V237H258ZM5 239H6V238H5ZM7 239H6V240H7ZM35 239H36V238H35ZM37 239H38V238H37ZM61 239H62V238H61ZM93 239H94V238H93ZM143 239H144V238H143ZM255 239H256V238H255ZM10 240H11V238H10ZM64 240H65V239H64ZM95 240H96V239H95ZM148 240H149V239H148ZM7 241H8V240H7ZM7 241H6V242H7ZM40 241L42 242L43 240H40ZM76 241L81 243V241H78V239H77ZM34 242H35L34 244H37V243H38V242H36V241H34ZM97 242H98V241H97ZM149 242H150V241H149ZM205 242H206V241H205ZM12 243H13V242H12ZM43 243H44V242H43ZM87 243H88V242H87ZM102 243H103V242H102ZM102 243H100V244L102 245ZM142 243H143V242H142ZM206 243H207V242H206ZM211 243H212V241H211ZM4 244H5V243H4ZM44 244H45V243H44ZM90 244H91V243H90ZM90 244H89V246H90ZM92 244H93V243H92ZM204 244H205V243H204ZM54 245H55V244H54ZM54 245H53V246H54ZM117 245H118V244H117ZM117 245H116V246H117ZM145 245H146V244H145ZM38 246H39V244H38L36 247H38ZM45 246H46V245H45ZM92 246H93V245H92ZM164 246H165V245H164ZM177 246H178V245H177ZM3 247H4V246H3ZM30 247H31V246H30ZM97 247H98V246H97ZM212 247H213V246H212ZM48 248H49V247H48ZM51 248H52V247H51ZM57 248H59V247H57ZM68 248H69V247H68ZM92 248H93V247H92ZM129 248H130V247H129ZM4 249H5V248H4ZM14 249H15V248H14ZM39 249H40V248H39ZM41 249H42V248H41ZM66 249H67V248H66ZM71 249H72V248H71ZM136 249H137V248H136ZM138 249H139V248H138ZM9 250H10V249H9ZM125 250H126V249H125ZM128 250H129V249H128ZM5 251H6V250H5ZM7 251H8V250H7ZM19 251L22 252L23 254H26V253H28L30 250H29V247H28V250L25 251V250H23V247L21 246V248L19 249ZM36 251H37V250H36ZM45 251H46V250H45ZM90 251H91V250H89V252H90ZM99 251H100V250H99ZM130 251H131V250H130ZM139 251H140V250H139ZM8 252H9V251H8ZM11 252H12V251H11ZM11 252H9V253L11 254ZM25 252H26V253H25ZM48 252H49V251H48ZM60 252H61V251H60ZM79 252H81V251H79ZM123 252H124V251H123ZM217 252H218V251H217ZM103 253H104V252H103ZM146 253H147V252H146ZM170 253H171V252H170ZM23 254H22V255H23ZM35 254H36V253H35ZM51 254H52V253H51ZM140 254H141V253H140ZM140 254H139V255H140ZM244 254H245V253H244ZM246 254H247V253H246ZM47 255H48V254H47ZM69 255H70V254H69ZM110 255H111V254H110ZM165 255H166V254H165ZM240 255H241V254H240ZM14 256H15V255H14ZM23 256H24V255H23ZM31 256L33 257V255H31ZM77 256H78V255H77ZM79 256H80V255H79ZM102 256H103V255H102ZM21 257H22V256H21ZM220 257H221V256H220ZM239 257H241V256H239ZM245 257H246V256H245ZM12 258H13V260H14V257H12ZM12 258H11V259H12ZM38 258H39V257H38ZM42 258H44V257H42ZM89 258H90V256H89ZM95 258H96V257H95ZM66 259H67V258H66ZM222 259H223V258H222ZM239 259H240V258H239ZM35 260H37V259L35 258ZM73 260H74V259H73ZM48 261H49V260H48ZM16 262H17V261H16ZM31 262H32V260H31ZM103 262H104V261H103ZM103 262H102V263H103ZM222 262H223V261H222ZM18 263H19V262H18ZM32 263H33V262H32ZM125 263H126V262H125ZM19 264H20V263H19ZM39 264H40V263H39ZM47 264H48V263H47ZM49 264H50V263H49ZM106 264H107V263H106ZM145 264H146V263H145ZM176 264H177V263H176Z\"/></svg>",
  "mask_w": 264,
  "mask_h": 264
}]
</instances>
